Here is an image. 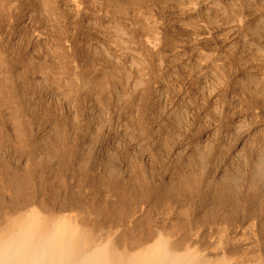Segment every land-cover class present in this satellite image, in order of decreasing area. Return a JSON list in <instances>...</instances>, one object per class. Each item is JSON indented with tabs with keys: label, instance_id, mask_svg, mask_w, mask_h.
I'll return each mask as SVG.
<instances>
[{
	"label": "rangeland",
	"instance_id": "obj_1",
	"mask_svg": "<svg viewBox=\"0 0 264 264\" xmlns=\"http://www.w3.org/2000/svg\"><path fill=\"white\" fill-rule=\"evenodd\" d=\"M0 1H1V3H0V53H1L0 56H3L0 58V60H1L0 61V64H1L0 65V71H1L0 72V207H1L0 212L3 214V209H5L4 212H5V214H8L7 217L8 216L11 217V214H13V212L16 214H18L19 210H21L20 213L23 211L26 212L29 209L34 208L36 206L37 208L36 207L35 208L40 210V212L44 215L57 216V215H59L60 212H64V211H60L61 210L60 207L64 208L65 203L68 202L66 204L68 209L65 212L66 213L70 212L69 215L71 214V216H72L73 214L82 212L83 210H84L83 213L87 212L89 210L88 213H90V215L93 218H95V219L97 218L96 221H99L100 219L103 220L102 217L104 216V213L110 212V213H108L110 215L119 214L121 212L127 211L126 209H128L129 206H133V205L135 206V204H136V206H141L142 204L143 205L145 204L144 206L146 207L147 203H141V205H140V202H139L140 198L144 194L147 195V194L151 193V194H153L152 197L162 195V197L171 198L172 201L175 202L180 209H182V212L185 214V215L184 214L183 215L185 217H189L193 220L194 219H201L203 221L202 223H204V227H203L204 230H202V231H204V234H203L204 237L202 236L201 243H200L201 244L200 247L202 249L208 247L213 240V239H211V238H213L212 236L216 235V234L211 235L210 233H208L207 229H208L209 223H212V221L215 220L218 223H222V226H221L222 228H224V226H225L226 233L228 232L227 236L229 237V240H228L229 242L225 243L224 245H218V247H220L223 250H221V249L216 250L217 252H219L221 250L219 252L221 254V257H219L220 254L218 256H216L217 262L222 263V262H225L224 260L227 259L226 263H228V264H239V260L240 261L242 260V262H240V264L241 263L246 264L245 261H247L248 264H252L249 260L253 259V261H255L254 264L257 263L256 262L257 260L260 261V262H258L259 264H263V262H264V248H263L264 247V172H263L264 171V72H263L264 71V62H263L264 61V59H263L264 58V55H263L264 54V43L263 44H261V43L264 42V40L261 38L260 34H258V32L255 30L257 29V27H256L257 25H258V27H260L259 25H261V27L263 25V27L261 29H264V20H263V18H264L263 17L264 16V9H263L264 8V0H244L246 2H244L243 0H238V1L237 0H230V2H229V0L228 1L227 0H222V1H220V0H214V1L209 0V2H212V4L215 2L214 5L210 7V10L213 12L216 9V12H213V14L211 12L213 17L208 18V19L205 17L208 15V13L205 11L206 7H208L206 5V3H205V5H203V4L201 5V11L200 12H197L196 14H194L196 16L189 15V14H185L183 16L184 13H182V11L180 9L181 3L183 4L186 2L185 4H183V5H186V4H188L189 0H184L185 2L182 0H176L177 2L175 0H169L170 3H168L167 0H155V1L154 0H152V1L146 0V2H145V0H141V1L128 0V4H127L128 6L125 5L126 9H125V7L123 8V6H121L122 9H121V7L116 8L117 11L119 10L120 14L121 13L124 14V15L122 14L123 17L116 10L110 11V13L104 12V10H103V11H101L104 14L103 15L98 10L93 11V9H91V13H83L84 15L82 14L81 16L75 17L77 15L75 13L71 12L72 10L69 9L70 7L67 4H65L66 0H61V1L60 0H54L55 2L53 0L52 1L45 0L42 3H41V1H36V0H34V1L33 0L32 1L31 0H28V1L22 0V2H21V0H0ZM6 1H7V3H6ZM10 1H12V2H10ZM15 1H16V3H15ZM92 1L93 0H83L82 2L83 3L86 2L84 4L87 6H90V5H93ZM223 1H225V2H223ZM260 1H262V3ZM18 2L24 3L25 5L20 4ZM37 2H39L40 4H38ZM144 2H145V4H144ZM226 2H229L230 5ZM207 3H208V1H207ZM218 3H220V4H218ZM232 3L237 4V6L233 5ZM14 4H15V6H13ZM18 4L20 6H18ZM58 4H59V6H58ZM129 4H131L130 7H129ZM215 4L218 5V8H217V5H215ZM226 4L230 8L227 7ZM231 4H232V6H231ZM254 4H255V8H254ZM53 5H55L57 7H55ZM144 5H146V7ZM248 5H250V6H248ZM21 6L23 9H21ZM43 6H46V7H43ZM139 6L141 7V9H139L140 8ZM259 6L261 8L263 7L262 8L263 10ZM148 7L149 8L152 7V8H150L151 12H150V9H148ZM223 7H224V9H223ZM8 8H10V9H8ZM46 8H48V9H46ZM54 8H56V9H54ZM34 9L36 12L33 11ZM67 9H68V11L66 12ZM136 9H139V11H141V10H143V11H141V13H140ZM155 9H157V10H155ZM231 9H233V10L235 9V10L233 11ZM46 10H47V13L44 12ZM40 11H41V13H40ZM69 11H70V13H69ZM128 11H129V13H128ZM144 11L146 13H144ZM202 11H205V13L204 12L202 13ZM239 11H241V12H239ZM15 12H17V13H15ZM147 12L154 14L158 19L160 18L159 20H161V22H162L161 26L163 27L161 29V33H160L161 35L159 34V43H158L159 45L157 44L153 49L151 47H149V45H147V43H146V39L148 37H153L152 36L153 34H151L150 31H147L146 29H144V23L143 22H144L146 16H144L143 14L148 16V14H150V13H147ZM166 12H167V14H166ZM179 12H180V14H179ZM218 12L219 13L221 12V13L219 14ZM233 12L235 14L238 13L240 15H237V14L235 15ZM247 12H248V14H247ZM28 13L33 18H31L28 15ZM125 13H126V17H125ZM230 13H231V17H230ZM41 14H44L46 16L41 15ZM211 14H210V16H212ZM227 14H228V16H227ZM261 14H262V16H260ZM34 15H35V17H34ZM66 15H67V17H66ZM99 15H101V16H99ZM221 15L223 16V19L225 21H228V22H229V20L230 21L232 20V21L229 22V24H228V22H225L223 19H221L222 18ZM245 15H246V17H245ZM186 16H188L190 18L192 16V19L188 20V17H186ZM216 16H218V17H216ZM239 16H240V18H239ZM193 17H195V18H193ZM214 17L216 20L213 19L214 21H212V18H214ZM247 17H250V19ZM258 17H260V18L263 17V18L259 19V21H258ZM82 18H83V20H82ZM203 18H204V21L206 19L205 22L203 21ZM218 18H219V20L221 19V21H219ZM112 19H114V20H112ZM125 19H129L130 23L128 20H125ZM172 19H174V21ZM217 20H218V22H217ZM81 21L83 24L81 23ZM95 21H97V22H95ZM99 21H101L103 23V25H101L102 23ZM107 21H109V22H107ZM115 21H117V22H115ZM118 21H120V22H118ZM195 21H196V23H195ZM210 21H211V23H210ZM254 21L257 23L255 24ZM46 22H48V23H46ZM180 22H182V23H180ZM191 22H194L195 24L194 23L192 24ZM214 22H217V23H214ZM80 23L83 26H81ZM124 23H126V24H124ZM175 23H177V24H175ZM185 23L188 25L186 26ZM198 23H200V24H198ZM208 23H209V25H208ZM106 24H108V25H106ZM165 24H167V25L165 26ZM179 24H181V25H179ZM183 24H185V26ZM243 24L245 26L247 24V27H245ZM248 24H249L250 28L252 27L253 29L251 28L249 30ZM120 25L121 26L124 25V26L121 27ZM190 25L193 28L190 27ZM206 25H208V26H206ZM221 25H224V26L227 25V26H225V28H224V26H221ZM240 25H242V26H240ZM45 26H46V30H45ZM79 26H80V28H79ZM115 26H117V27H115ZM118 26H120V27H118ZM114 27H115V31H113ZM125 27H126V29H125ZM134 27L136 28V30ZM211 27H214L215 29L214 28L211 29ZM40 28L42 31L39 30ZM118 28H119V30H118ZM170 28H171V30H170ZM216 28H219V29H216ZM102 29H104V30H102ZM106 29H110V31L109 30L107 31ZM182 29H184V34H183ZM190 29H192V30H190ZM200 29L201 30L202 29L212 30V31L209 30L211 32V36L207 37L206 38L207 40L204 39L205 41L202 40L200 42L199 40H197L195 38V36H192L193 33H196ZM225 29H226V31H225ZM231 29L234 31H232ZM25 30H26V32H25ZM100 31H102V33H100ZM125 31H129V32L127 33ZM21 32H22V34H21ZM49 32H51V33H49ZM88 32L90 33V35ZM93 32H95V34ZM147 32L148 33L150 32V33L148 34ZM170 32H172L171 33L172 35L169 34ZM228 32H229V34H228ZM250 32H253L254 34H251ZM118 33H119V35H118ZM122 33L126 34V37H125V35L123 36ZM138 33H140V34H138ZM213 33H216V34H213ZM224 33H227V34H224ZM245 33H247V34H245ZM37 34L40 36H38ZM44 34H46V36ZM101 34H102V36H100ZM106 34L109 37H107ZM231 34H232V36H230ZM48 35H49V37H47ZM93 35H94V37H93ZM103 35H105V36H103ZM138 35H139V37H138ZM225 35H227V36H225ZM240 35H242V36H240ZM244 35H246V36H244ZM127 36H129V37L127 38ZM237 36L241 37V38H238ZM243 36L245 38H243ZM258 36H260L259 39L257 38ZM36 37H38V39H36ZM100 37H102V38H100ZM103 37H105V38H103ZM110 37H112V39H114V41L111 40ZM171 37H172V39H170ZM226 37H228V39ZM94 38H95V40H94ZM119 38H120V40H119ZM136 38H137V40H136ZM160 38H162V39H160ZM187 38H188V40H186ZM225 38H226V40H225ZM44 39L46 40V42ZM122 39H123V41H122ZM234 39H236L237 41ZM220 40H221V42H220ZM249 40H250V42H249ZM88 41H90L91 43ZM252 41H253L254 45L251 43ZM49 42H50V44H49ZM124 42H125V44H124ZM177 42H179V44ZM180 42L181 43L184 42L183 43L184 45L180 44ZM186 42H187V44H186ZM206 42H207V44H205ZM128 43H130V44H128ZM160 43H163V45ZM256 43L259 44V46H261L262 48H260ZM85 44H86V46H85ZM103 44L104 45L106 44L105 47H103L104 46ZM164 44H165V46H164ZM89 45H90V47H89ZM96 45H98L99 48ZM181 45H183L184 47ZM194 45H195V47H194ZM46 46H47V48H46ZM112 46H114V48ZM139 46H141V47L139 48ZM188 46H191V47H189L190 49L188 48ZM229 46L230 47L232 46V47L230 48ZM253 46H256V47H253ZM124 47H126V49ZM178 47L181 50L178 49ZM200 47H201V49H200ZM205 47H208V49ZM217 47H219V49L222 52H220V50L217 49ZM246 47L248 50L246 49ZM102 48H103V52H105V54L103 55V57L105 56L104 58L101 57L103 54V53H101ZM40 49L43 53L40 52ZM44 49L46 50V52ZM51 49H52V51H51ZM53 49L54 50L57 49V50L54 51ZM131 49H132V51H131ZM185 49L187 50L186 52H185ZM204 49H206L207 51L206 50H205V52L202 51ZM249 49H251V50H249ZM254 49H256V50H254ZM260 49L261 50L263 49V50L260 52L257 51ZM60 50H61V52H60ZM107 50L109 51L108 54L110 53L109 56L107 54ZM116 50H117V52H116ZM214 50L216 51V53ZM53 51L54 52L57 51V52L54 53ZM138 51H140L139 53L141 55L138 53ZM158 51H160V52H158ZM200 51H202V52H200ZM209 51H211V53H209ZM212 51H213V54H212ZM253 51H255L257 54ZM83 52H84V55H86V56L83 55ZM132 52H134V53L132 54ZM161 52H163V53L165 52L164 53L165 55ZM169 52H170V54H167ZM181 52H183L184 54L186 53V55H184ZM245 52H247V54ZM30 53H32V55ZM37 53L39 56L37 55ZM47 53H49V55ZM58 53H60V54L58 55ZM86 53L89 55L87 56ZM95 53H98L100 56L98 54L96 56ZM250 53L251 54L254 53V54H252V56L254 57V55H255V58H253ZM258 53H260V54L263 53V54L260 55ZM56 54L58 56H56ZM120 54H121V56H120ZM137 54H138V56H137ZM142 54H144V55H142ZM157 54H159V55L157 56ZM200 54L204 55V56H201ZM124 55H125V57L123 58ZM205 55H207V56H205ZM210 55H212L214 57H212ZM219 55H221V56H219ZM26 56H27V58H26ZM29 56H31V57H29ZM41 56H43V57H41ZM46 56H47V58H46ZM50 56H52V57L54 56L53 59H54V63L57 61L56 64L53 63V60L50 59ZM94 56H95V59L98 57L97 61L94 59ZM107 56H108V58H107ZM159 56H161V59H159L160 58ZM208 56H210L211 58ZM215 56H216V58H215ZM257 56H259L260 59H256ZM36 57H37V59H35ZM48 57H49V59H48ZM91 57H93V58L90 60L89 58H91ZM99 57H101V59ZM126 57H127V59H126ZM135 57H136V59H135ZM137 57L140 59H138ZM203 57L204 58L207 57L206 59L208 61L206 59H204ZM240 57H241V59H240ZM28 58L29 59L32 58L35 61L33 60L34 61L33 62L31 59L27 62ZM55 58H56V60H55ZM105 58H106V61H105ZM130 58L133 60H130ZM3 59L5 61H3ZM200 59H202L203 62H201ZM249 59H251V60H249ZM262 59H263V61H262ZM24 60H26V61H24ZM40 60L41 61L43 60L42 61L43 63ZM44 60H46V63L48 62L49 64L44 63L45 62ZM92 60L94 61L93 63H92ZM121 60H123V61H121ZM162 60H163V63H162ZM2 61L5 63L3 64ZM21 61H22V63H21ZM30 61H32L31 66H30ZM37 61H39V62H37ZM164 61H165V63H164ZM87 62H91V63L87 64ZM120 62H122V63H120ZM142 62H144V63H142ZM25 63L27 65L26 66L27 68L31 67L30 71H28L29 68L27 69L28 72L24 70L25 67L21 68V67L25 66ZM27 63H29V66ZM57 63L58 64L60 63L59 64L60 67L57 65ZM113 63H114V66L112 65ZM117 63H119V64L116 65ZM125 63H128V64H125ZM130 63L132 64V66ZM133 63L135 65L134 67H133ZM138 63H139V65H138ZM157 63H158V65H157ZM20 64H22V65H20ZM52 64H53V66L55 65V67H53ZM93 64L95 66H92ZM108 64L111 65L112 69H114V70H112V69L110 70L111 67ZM47 65L49 66V68ZM56 65H57V68H56ZM125 65H126V67H125ZM162 65H163V67H162ZM5 66H7V68ZM39 66L42 67L43 69L37 68ZM50 66H51V68H50ZM105 66H106V68H104ZM116 66L118 69L116 68ZM130 66L132 69L129 68ZM174 66H175V68H174ZM58 67H59V69H58ZM124 67H125V69H124ZM160 67H161V69H160ZM34 68L35 69L37 68V69L34 70ZM46 68H48V69L46 70ZM54 68H56L55 69L56 71L52 72L54 70ZM85 68H86V70H84ZM32 69H33V72H31ZM98 69H99V71L103 70L102 73H99ZM105 69H108L110 71H106ZM115 69L117 71H119L121 69L118 72L119 74L115 73L116 72ZM48 70H49V72H48ZM78 70L80 71V73L78 72ZM23 71H25L27 73H25ZM37 71L42 73V74L45 73V71H47L48 72L47 74H50V76L48 75V78H47L46 74H43L41 76V74L38 73ZM96 71L100 75L94 76V74L97 75ZM111 71L113 73H111ZM129 71H131L132 73ZM205 71H207V72H205ZM20 72H21V75H20ZM63 72H65V73H63ZM23 73H25V76H23L24 75ZM33 73H34V75H33ZM73 73L75 75H77L79 77V79L77 76H74ZM82 73L83 74L86 73L85 76ZM110 73L112 75L113 74L114 75L112 76V75H110ZM122 73L123 74L126 73L127 75L126 74L123 75ZM103 74H105V75H103ZM44 75L46 77H43ZM51 75L53 77L57 75L56 77L53 78V81L51 79L52 78ZM101 75L103 78L101 77ZM211 75H214V76H211ZM20 76H22V77H20ZM34 76H35V78L38 77L37 79H39V81H37V80L35 81ZM39 76L41 79L39 78ZM91 76L94 78H91ZM104 76H105V78H104ZM109 76L110 77L112 76L111 80L113 79L112 80L113 82L110 80V78H108ZM125 76H128V77H125ZM42 77L46 78L47 80L45 79L46 80L45 81L43 79L44 80L43 81ZM74 77H76V78H74ZM81 77H84L83 80H85L84 82L87 84V86L82 81ZM96 77L100 78V79H97ZM106 77L108 78V80ZM119 77H120V79H119ZM124 77H125V79L122 80V78H124ZM32 78H33V80H32ZM55 78H56V80H54ZM57 78H59L58 83L56 82ZM60 78H61V81L63 82V84L61 83ZM90 78L94 79V81H96L95 78L97 79L96 82H94L92 80V82L94 83V87L92 86L93 83L90 82L91 81ZM49 79H51L49 84H51L52 87H51V85H47L49 82ZM87 79H89L90 81L86 82ZM101 79L102 80L106 79L108 82H106V80L101 82L100 81ZM115 79H116V81H115ZM255 79H257V80L254 82ZM28 80H30V81L27 83ZM66 80H67V82H66ZM77 80H79L78 81L79 86H77V84H78V83H76ZM118 80H120V81L118 82ZM32 81H35L36 83L38 82L37 83L38 86L35 82H33V84H32ZM81 81L83 84L80 83ZM98 81H100V82H98ZM257 81H258V83L261 82V84L260 83L256 84ZM42 82L43 83L47 82L46 84L44 83L46 87L44 86V84ZM53 82H55V83H53ZM64 82H65V85H64ZM68 82H70V83L68 84ZM103 82H105V83H103ZM90 83H92V84L90 85ZM95 83H97L96 84L97 87H95L96 86ZM113 83L115 84L114 86L111 85ZM39 84H41V86H44V89L42 88L43 89L42 91L40 89ZM53 84H55V85L53 86ZM56 84H59V85L57 86ZM84 84H85V86H84ZM100 84H103V85H100ZM32 85H35L34 86L35 89ZM67 85H69V87ZM104 85H107V86L109 85V86L105 87ZM121 85H122V87H120ZM72 86H73V88H71ZM98 86H100V89ZM110 86H112L113 88ZM50 87L53 88V90ZM80 87H82L84 89H80ZM88 87H90V88H88ZM91 87H92V89H91ZM104 87L107 89L105 90ZM36 88H38V89H36ZM45 88L46 89L48 88L49 90L51 89L52 91H48V89L46 91ZM59 89H62V90H59ZM67 89H70L71 91L67 90ZM88 89H89V91H88ZM119 89H121L122 91H119ZM65 90L67 91V93ZM79 90H80V92H79ZM98 90H99V93L97 94ZM38 91L39 92L41 91V92L39 93ZM86 91H87V93H86ZM112 91H114V92H112ZM48 92H50V93L46 94ZM74 92H75V94H73ZM104 92H105V94H104ZM93 93H95V94H93ZM54 104H56V105H54ZM91 127H93V129ZM90 153H91V155H90ZM106 153H108V154L106 155ZM87 154H88V156H87ZM94 154H96V155H94ZM73 155H74V157H73ZM63 156H64V158H63ZM81 156H83V157H81ZM89 156H91V157L88 158ZM69 157H70V159H69ZM120 157L123 159L121 160ZM97 158H98V161H97ZM104 158H106L107 160ZM111 159H113L112 161L114 163L113 162L111 163ZM138 159H139V161H138ZM141 159L145 160L146 162L143 160L141 161ZM71 160H73V161H71ZM81 160H83V161H81ZM93 160H95V161H93ZM109 160H110V162L108 163ZM77 161H80V162H77ZM61 162H64V163H61ZM117 163H118V165H117ZM133 163L135 164L134 166H133ZM39 164H41V165H39ZM63 164H66V165L64 166ZM110 164L113 167H110ZM38 165H39V168H38ZM45 165H46V167H45ZM24 166H25V169H24ZM40 166H42V167H40ZM71 166H73V167H71ZM118 166H120V167H118ZM135 166L137 167V170H136ZM92 167H93V169H92ZM40 168H41V170H40ZM59 168H61V169H59ZM83 168H85V169L83 170ZM44 169H46V170L42 171ZM132 169L135 171H133ZM151 169H152L153 173H152V171H150ZM73 170H74L75 174L73 173ZM93 170H96V171H93ZM26 171H27V173H26ZM28 171L30 174H28ZM77 171H79L80 173ZM121 171L122 172L124 171V173H122ZM125 171H129V174H128V172H125ZM23 172H25V174ZM81 172H83L82 176L80 175ZM93 172H95V173H93ZM155 172L158 174V176ZM100 173H102V175H104V177ZM98 174H100V175H98ZM117 174H119V175H117ZM134 174H137V175H134ZM17 176H18V178H17ZM43 176H45V177H43ZM57 176H59V177H57ZM60 176H62V177H60ZM74 176H76V177H74ZM105 176H107L109 178L107 179V177H105ZM177 176H178V178H176ZM82 177H84V178L82 179ZM114 177H116V178H114ZM117 177H119V178H117ZM131 177H132V179H131ZM133 177H134V179H133ZM135 177H136V179H135ZM151 177H152V180H151ZM179 177H180L181 183L179 181ZM21 178L23 179V181H21L22 180ZM41 178L44 180H42ZM56 178L57 179L59 178V179L57 180ZM104 178H106V179H104ZM153 178H154V182H153ZM24 179H26V183H25ZM32 179L34 181H30ZM127 179L130 181H128ZM146 179L149 181H147L145 183L146 184V186H145L144 182L146 181ZM48 180H50V183ZM71 180H72V182H71ZM114 180H115V182H114ZM132 180H137V181H132ZM171 180H172L173 184L171 183ZM45 181H46V183H45ZM56 181L58 183H56ZM60 181H62V182H60ZM80 181H81V183H80ZM107 181L108 182L110 181L111 183L109 182L110 183L109 184ZM164 181H165V183H164ZM42 182H44V183H42ZM59 182L62 186L59 184ZM66 182H68V183H66ZM160 182H162V183H160ZM74 183H76V185ZM100 183H104V184L99 185ZM136 183H137V185H136ZM142 183H143V187H142ZM18 184H19V186H18ZM43 184H45V185H43ZM81 184H82V186H81ZM155 184H156V186H155ZM164 184H165V186H164ZM215 184H216V186H215ZM221 184H223V185H221ZM33 185H35V186H33ZM49 185H50V187H48ZM77 185L78 186L80 185V186L78 187ZM86 185H87V187L85 188L84 186H86ZM102 185H103V187H102ZM147 185H150L151 187H153V190H152L153 192L151 190L147 189L148 188ZM183 185H185V186H183ZM237 185H240V186H237ZM104 186H106V187H104ZM161 186H163V187H161ZM171 186H172V188H171ZM22 187H24V188H22ZM58 187H60V188H58ZM107 187L109 190L107 189ZM112 187H114L113 190H112ZM188 187H189V189H188ZM203 187L205 188L204 190H203ZM223 187L225 190L223 189ZM46 188L48 189V192L45 191ZM56 188H58V189H56ZM65 188H67V189H65ZM69 188H70V190H69ZM182 188L185 189L184 192L182 191L183 190ZM238 188H239V190H238ZM24 189H26V190H24ZM63 189H65V190H63ZM199 189H201V190H199ZM206 189H207V192H206ZM98 190H100V191H98ZM134 190H135V192H134ZM220 190H221V192H220ZM54 191H57V192H54ZM84 191H85V193H84ZM128 191H131V192L128 193ZM138 191H140V192H138ZM18 192H20V194H21L20 196L17 195ZM37 192H39V193H37ZM50 192H51V194H50ZM81 192H82V194H81ZM91 193H92V195H91ZM96 193H97V195H96ZM140 193L141 194L144 193V194L141 195ZM189 193H191V195ZM13 194H14V196H13ZM78 194L82 197H80ZM126 194L128 196H125ZM205 194H206V196H205ZM30 195L34 196L33 201H32V197ZM116 195H118V196H116ZM174 195H175V197H174ZM11 196H13V197H11ZM16 196H18V197L16 198ZM53 196H55V197H53ZM213 196H214V199H213ZM227 196L229 197V199L227 198ZM14 197L16 199H14ZM29 197H31V198H29ZM90 197L92 199H90ZM95 197L98 199H96ZM133 197H136V201H135V198H133ZM191 197H192V199H191ZM45 198H47V199H45ZM131 198L133 199V201ZM179 198H180V200H179ZM236 198H237V200H236ZM74 199L76 202H74ZM87 199L89 200V202H87L88 201ZM138 199H139V201H138ZM198 199H199V202H198ZM221 199H222V201H221ZM59 200L60 201L63 200V201H61L63 203L59 202ZM213 200H214V207H213ZM118 201H119V204H118ZM21 202H23V203H21ZM151 202L152 203L150 205L148 204L149 210H150V213H153L155 215V211L157 210V207L155 206L154 201H151ZM187 202H189V204H187ZM216 202H217V204H216ZM31 203L33 205H31ZM89 203H90V205H89ZM121 203H123V204H121ZM133 203H135V204H133ZM225 203H227V204H225ZM3 204L5 207L2 206ZM15 204L18 206H16ZM82 204L84 205V207L82 206ZM108 204H109V206H107ZM112 204L115 205V207H113ZM121 205H124V206L121 207ZM183 205L185 206V208L183 207ZM232 205H234V206L232 207ZM237 205H238V207H237ZM26 206H28V209ZM150 206L152 207V210H151ZM190 206H191V208H190ZM25 207H26V209H25ZM48 207H49V209H48ZM57 207H59V208H57ZM72 207L77 212H75L72 209ZM100 207L101 208L103 207L104 209L103 208L101 209ZM123 207H124V209H123ZM186 207H187V210H186ZM6 208H7V210H6ZM13 208H15V209H13ZM69 208H71V209H69ZM105 208H106V210H105ZM189 208H190V210H189ZM232 209H233V212L231 211ZM184 210L187 211L188 213L187 212L185 213ZM192 210H193V212H192ZM55 212L57 214H55ZM93 212H94V214H93ZM202 212H204V213H202ZM1 213H0V218L1 217L2 218L0 219V222H2L6 217V216H4V214L2 215ZM98 213H99V215H98ZM225 213H227V214H225ZM228 214H229V216H228ZM195 215H198V216H195ZM200 215H202V216H200ZM184 216L182 217V218H184L183 223L185 221ZM205 220L208 222V224H207V222L205 223ZM105 224H108V223H105ZM227 225H229L228 229L226 227ZM236 225L238 226V229L236 228L237 227ZM229 227H230V229H229ZM240 227H243V229H240ZM240 230H241V232H239ZM234 231H235V233H233ZM95 232L97 235L102 234V236L104 238L108 235L107 234L108 228L107 227H97V231L95 230ZM258 232L260 235L258 234ZM234 237H235V240L238 242H235ZM203 238H204V240H206V242L203 240ZM245 239H246V241H245ZM230 241H233V243ZM248 242H250V243H248ZM246 243H248V244H246ZM260 243H262V244H260ZM233 244L235 245V247ZM237 245L239 248H236ZM245 246H246V248H245ZM253 247H254V249H253ZM229 248H230V250H229ZM233 248L234 249L236 248V250H234ZM247 248H248V250H247ZM225 249L229 250V251L226 252ZM241 249H242V251H240ZM256 251H257V254L255 253ZM235 252H237V253L234 254ZM238 252H239V254H238ZM252 252H254L255 254H253ZM246 253H248V254L246 255ZM258 253L260 255V259H259ZM240 255H242V256H240ZM251 255H252V257H251ZM231 256H233V257H231ZM246 256H248V257H246ZM223 257H225V258H223ZM255 257H258V258H255ZM221 258H223V259H221ZM232 258H233V260H232ZM246 259H248V260H246ZM255 259H257V260H255ZM228 260H230V261H228ZM236 260H237V263H235Z\"/></svg>",
	"mask_w": 264,
	"mask_h": 264
},
{
	"label": "bare ground",
	"instance_id": "obj_2",
	"mask_svg": "<svg viewBox=\"0 0 264 264\" xmlns=\"http://www.w3.org/2000/svg\"><path fill=\"white\" fill-rule=\"evenodd\" d=\"M28 1V0H27ZM26 1V2H27ZM32 1V0H31ZM30 1V2H31ZM34 1V0H33ZM36 1H41V3L43 2V1H45V0H36ZM50 1H52V0H50ZM54 1V0H53ZM61 1V0H60ZM83 1V0H82ZM81 0H66V3L65 4H67L70 8L69 9H71L70 11L71 12H73V13H75L77 16H75V17H78V16H81L83 13H91V9H93V11L94 10H98L99 12H101V11H103L104 10V12H109L110 13V11H113V10H116V8H119V7H121V6H123V8L125 7V5H127L128 4V0H93L92 2H93V5H90V6H87V5H85L84 3H86V2H82ZM138 1H141V0H138ZM150 1H152V0H150ZM149 1V2H150ZM155 1V0H154ZM168 1V3H170L169 2V0H167ZM176 1V0H175ZM182 1H184V0H182ZM181 1V2H182ZM207 1H208V3H207ZM214 1V0H213ZM220 1H222V0H220ZM228 1V0H227ZM238 1V0H237ZM236 1V2H237ZM244 1V0H243ZM10 2H12V1H10ZM21 2H22V0H21ZM55 2V1H54ZM90 2V1H89ZM145 2H146V0H145ZM145 2H144V4H145ZM162 2V1H161ZM172 2V1H171ZM174 2V1H173ZM177 2V1H176ZM179 2V1H178ZM185 2V1H184ZM218 2V1H217ZM223 2H225V1H223ZM229 2H230V0H229ZM229 2H226V3H228L229 4ZM234 2V1H233ZM235 2V3H236ZM244 2H246V1H244ZM248 2V1H247ZM261 3H262V1H260ZM0 3H1V1H0ZM3 3V2H2ZM6 3H7V1H6ZM15 3H16V1H15ZM18 3H20V2H18ZM38 4H40L39 2H37ZM45 3V2H44ZM48 3V2H47ZM58 3V2H57ZM167 3V2H166ZM186 3V2H185ZM185 3H183V4H185ZM205 3H206V5L208 6V7H206V9H205V11L208 13V17L207 16H205L207 19L208 18H211V17H213V12H216V9H215V11H211L210 10V7L211 6H213L214 5V3L212 4V2H209V0H189V2H188V4H186V5H183L182 3H181V6H180V9H181V11H182V13H184L183 14V16L185 15V14H189V15H194V14H196L197 12H200L201 11V5L203 4V5H205ZM233 4V5H235V6H237V4ZM242 3V2H241ZM259 3V2H258ZM260 3V4H261ZM9 4V3H8ZM7 4V5H8ZM20 4H24V3H20ZM30 4V3H29ZM49 4V3H48ZM61 4V3H60ZM158 4V3H157ZM164 4V3H163ZM218 4H220V3H218ZM224 4V3H223ZM232 4H231V6H232ZM249 4V3H248ZM25 5V4H24ZM31 5V4H30ZM29 5V6H30ZM36 5V4H35ZM47 5V4H46ZM51 5V4H50ZM64 5V4H63ZM130 5L131 4H129V7H130ZM133 5V4H132ZM147 5V4H146ZM146 5H144L145 7H146ZM150 5V4H149ZM160 5V4H159ZM166 5V4H165ZM180 5V4H179ZM215 5H217V4H215ZM222 5V4H221ZM230 5V4H229ZM239 5V4H238ZM258 5V4H257ZM13 6H15V4L13 5ZM18 6H20L19 4H18ZM27 6V5H26ZM25 6V7H26ZM38 6V5H37ZM49 6V5H48ZM53 6H55V5H53ZM58 6H59V4H58ZM128 6V5H127ZM143 6V7H144ZM168 6V5H167ZM220 6V5H219ZM225 6V5H224ZM226 6H227V4H226ZM248 6H250V5H248ZM262 6V5H261ZM3 7V6H2ZM7 7V6H6ZM5 7V8H6ZM24 7V6H23ZM28 7V6H27ZM31 7V6H30ZM29 7V8H30ZM34 7V6H33ZM40 7V6H39ZM43 7H46V6H43ZM55 7H57V6H55ZM63 7V6H62ZM66 7V6H65ZM134 7V6H133ZM137 7V6H136ZM140 7V6H139ZM153 7V6H152ZM152 7H150V8H152ZM155 7V6H154ZM157 7V6H156ZM161 7V6H160ZM170 7V6H169ZM175 7V6H174ZM227 7H229V6H227ZM234 7V6H233ZM243 7V6H242ZM258 7V6H257ZM260 7V6H259ZM13 8V7H12ZM15 8V7H14ZM50 8V7H49ZM53 8V7H52ZM128 8V7H127ZM149 7H148V9H150ZM173 8V7H172ZM178 8V7H177ZM217 8H218V5H217ZM226 8V7H225ZM230 8V7H229ZM239 8V7H238ZM254 8H255V4H254ZM261 8V7H260ZM263 8V7H262ZM261 8V9H262ZM8 9H10V8H8ZM21 9H23L22 8V6H21ZM28 9V8H27ZM46 9H48V8H46ZM54 9H56V8H54ZM61 9V8H60ZM121 9H122V7H121ZM125 9H126V7H125ZM124 9V10H125ZM129 9V8H128ZM139 9H141V7L139 8ZM139 9H136V10H138L139 11ZM144 9V8H143ZM158 9V8H157ZM157 9H155V10H157ZM169 9V8H168ZM223 9H224V7H223ZM241 9V8H240ZM244 9V8H243ZM247 9V8H246ZM245 9V10H246ZM258 9V8H257ZM256 9V10H257ZM264 9V8H263ZM262 9V10H263ZM2 10V9H1ZM13 10V9H12ZM19 10V9H18ZM17 10V11H18ZM31 10V9H30ZM40 10V9H39ZM52 10V9H51ZM59 10V9H58ZM57 10V11H58ZM64 10V9H63ZM62 10V11H63ZM145 10V9H144ZM147 10V9H146ZM175 10V9H174ZM179 10V9H178ZM177 10V11H178ZM226 10V9H225ZM231 10H233V9H231ZM235 10V9H234ZM233 10V11H234ZM23 11V10H22ZM34 12H36L35 11V9L33 10ZM68 11V9L66 10V12ZM70 11H69V13H70ZM92 11V12H93ZM117 11V10H116ZM135 11V10H134ZM141 11H143V10H141ZM141 11H139L140 13H141ZM160 11V10H159ZM165 11V10H164ZM168 11V10H167ZM180 11V12H181ZM205 11H202V13L204 12L205 13ZM220 11V10H219ZM29 12V11H28ZM38 12V11H37ZM44 12H46L47 13V10L46 11H44ZM64 12V11H63ZM118 13H119V10L117 11ZM126 12V11H125ZM150 12H151V9H150ZM150 12H147V13H150ZM153 12V11H152ZM155 12V11H154ZM180 12H179V14H180ZM211 12H212V14H211ZM226 12V11H225ZM229 12V11H228ZM239 12H241V11H239ZM15 13H17V12H15ZM39 13V12H38ZM40 13H41V11H40ZM43 13V12H42ZM45 13V14H46ZM65 13V12H64ZM95 13V12H94ZM98 13V12H97ZM96 13V14H97ZM102 13V12H101ZM113 13V12H112ZM128 13H129V11H128ZM131 13V12H130ZM143 13V12H142ZM144 13H146L145 11H144ZM156 13V12H155ZM158 13V12H157ZM161 13V12H160ZM170 13V12H169ZM177 13V12H176ZM219 13V12H218ZM221 13V12H220ZM219 13V14H220ZM234 13V12H233ZM260 13V12H259ZM263 13V12H262ZM21 14V13H20ZM31 14V13H30ZM35 14V13H34ZM103 14V13H102ZM108 14V13H107ZM120 14V13H119ZM123 13H121L120 15H122ZM133 14V13H132ZM163 14V13H162ZM166 14H167V12H166ZM210 14L212 15V16H210ZM225 14V13H224ZM235 14V13H234ZM237 15H240V14H238V13H236ZM235 14V15H236ZM242 14V13H241ZM245 14V13H244ZM247 14H248V12H247ZM246 14V15H247ZM24 15V14H23ZM28 15H29V13H28ZM41 15H44V14H41ZM40 15V16H41ZM84 15V14H83ZM86 15V14H85ZM93 15V14H92ZM104 15V14H103ZM124 15V14H123ZM123 15H122V17H123ZM130 15V14H129ZM144 16H146V18H145V20H144V29H146L147 31H150L151 32V34H153L152 36L153 37H148L147 39H146V43H147V45H149V47H151L152 49L159 43V34L161 33V29L163 28L162 26H161V20H159L154 14H148V16L147 15H145V14H143ZM161 15V14H160ZM172 15V14H171ZM200 15V14H199ZM205 15V14H204ZM217 15V14H216ZM246 15H245V17H246ZM250 15V14H249ZM253 15V14H252ZM21 16V15H20ZM31 18H33L31 15H29ZM28 16V17H29ZM39 16V15H38ZM44 16H46V15H44ZM99 16H101V15H99ZM107 16V15H106ZM109 16V15H108ZM114 16V15H113ZM136 16V15H135ZM142 16V15H141ZM159 16V15H158ZM168 16V15H167ZM170 16V15H169ZM180 16V15H179ZM194 16H196V15H194ZM222 16V15H221ZM227 16H228V14H227ZM248 16V15H247ZM256 16V15H255ZM259 16V15H258ZM260 16H262V14L260 15ZM34 17H35V15H34ZM48 17V16H47ZM63 17V16H62ZM66 17H67V15H66ZM69 17V16H68ZM74 17V18H75ZM89 17V16H88ZM103 17V16H102ZM105 17V16H104ZM125 17H126V13H125ZM129 17V16H128ZM138 17V16H137ZM143 17V16H142ZM164 17V16H163ZM186 17H188V16H186ZM198 17V16H197ZM216 17H218V16H216ZM230 17H231V13H230ZM235 17V16H234ZM264 17V16H263ZM263 17H261V18H263ZM38 18V17H37ZM41 18V17H40ZM46 18V17H45ZM71 18V17H70ZM84 18V17H83ZM83 18H82V20H83ZM98 18V17H97ZM112 18V17H111ZM110 18V19H111ZM115 18V17H114ZM144 18V17H143ZM182 18V17H181ZM193 18H195V17H193ZM233 18V17H232ZM239 18H240V16H239ZM244 18V17H243ZM247 18H249L250 19V17H247ZM254 18V17H253ZM260 17H258V21H259V19H261ZM27 19V18H26ZM36 19V18H35ZM79 19V18H78ZM95 19V18H94ZM93 19V20H94ZM100 19V18H99ZM102 19V18H101ZM106 19V18H105ZM109 19V18H108ZM124 19V18H123ZM136 19V18H135ZM138 19V18H137ZM141 19V18H140ZM175 19V18H174ZM174 19H172L173 21H174ZM191 20L192 19V16H191V18L190 17H188V20ZM198 19V18H197ZM202 19V18H201ZM200 19V20H201ZM213 19H215V17L214 18H212V21H214ZM221 19H223V16H222V18ZM221 19L219 20V18H218V20L219 21H221ZM17 20V19H16ZM28 20V19H27ZM32 20V19H31ZM49 20V19H48ZM74 20V19H73ZM92 20V19H91ZM112 20H114V19H112ZM118 20V19H117ZM125 20H128L129 21V19H125ZM171 20V19H170ZM182 20V19H181ZM216 20V19H215ZM218 20H217V22H218ZM224 20V19H223ZM263 20H264V18H263ZM39 21V20H38ZM37 21V22H38ZM87 21V20H86ZM141 21V20H140ZM165 21V20H164ZM203 21H204V18H203ZM205 21H206V19H205ZM204 21V22H205ZM225 21V20H224ZM232 21V20H231ZM230 20H229V22H231ZM34 22V21H33ZM77 22V21H76ZM79 22V21H78ZM95 22H97V21H95ZM99 22H101V21H99ZM106 22V21H105ZM104 22V23H105ZM107 22H109V21H107ZM115 22H117V21H115ZM118 22H120V21H118ZM126 22V21H125ZM167 22V21H166ZM171 22V21H170ZM187 22V21H186ZM209 22V21H208ZM217 22H214V23H217ZM225 22H228V21H225ZM229 22H228V24H229ZM246 22V21H245ZM244 22V23H245ZM248 22V21H247ZM262 22V21H261ZM32 23V22H31ZM42 23V22H41ZM46 23H48V22H46ZM81 23H82V21H81ZM80 23V24H81ZM102 23V22H101ZM129 23H130V21H129ZM134 23V22H133ZM136 23V22H135ZM174 23V22H173ZM178 23V22H177ZM177 23H175V24H177ZM180 23H182V22H180ZM190 23V22H189ZM192 24L194 23V22H191ZM195 23H196V21H195ZM194 23V24H195ZM203 23V22H202ZM210 23H211V21H210ZM213 23V22H212ZM221 23V22H220ZM243 23V22H242ZM254 23L256 24L257 22H255L254 21ZM83 24V23H82ZM81 24V26H83ZM88 24V23H87ZM92 24V23H91ZM94 24V23H93ZM97 24V23H96ZM115 24V23H114ZM124 24H126V23H124ZM132 24V23H131ZM130 24V25H131ZM140 24V23H139ZM186 24V23H185ZM185 24H183L184 26H185ZM198 24H200V23H198ZM204 24V23H203ZM227 24V25H228ZM250 24V23H249ZM249 24H248V26H249ZM37 25V24H36ZM39 25V24H38ZM85 25V24H84ZM90 25V24H89ZM101 25H103V23L101 24ZM106 25H108V24H106ZM105 25V26H106ZM167 24H165V26H166ZM179 25H181V24H179ZM188 24H186V26H187ZM208 25H209V23H208ZM208 25H206V26H208ZM212 25V24H211ZM210 25V26H211ZM227 25H225V26H227ZM238 25V24H237ZM244 25V24H243ZM254 25V24H253ZM22 26V25H21ZM87 26V25H86ZM93 26V25H92ZM121 26V25H120ZM120 26H118V27H120ZM124 26V25H123ZM123 26H121V27H123ZM136 26V25H135ZM139 26V25H138ZM194 26V25H193ZM197 26V25H196ZM200 26V25H199ZM204 26V25H203ZM221 26H224V25H221ZM225 26H224V28H225ZM235 26V25H234ZM240 26H242V25H240ZM245 26V25H244ZM260 27H258V25L256 26L257 27V29L255 30V31H257L258 32V34H260V36H261V38L264 40V29H261L262 27H263V25H262V27H261V25H259ZM25 27V26H24ZM90 27V26H89ZM107 27V26H106ZM115 27H117V26H115ZM115 27H114V29H113V31H115ZM127 27V26H126ZM126 27H125V29H126ZM172 27V26H171ZM174 27V26H173ZM190 27H192L191 25H190ZM189 27V28H190ZM219 27V26H218ZM239 27V26H238ZM245 27H247V24H246V26ZM22 28V27H21ZM42 28V27H41ZM41 28L39 29V30H41ZM79 28H80V26H79ZM88 28V27H87ZM91 28V27H90ZM101 28V27H100ZM103 28V27H102ZM110 28V27H109ZM135 28V27H134ZM141 28V27H140ZM175 28V27H174ZM193 28V27H192ZM197 28V27H196ZM207 28V27H206ZM214 27H211V29H213ZM222 28V27H221ZM229 28V27H228ZM231 28V27H230ZM234 28V27H233ZM252 28V27H251ZM250 28V26H249V30L251 29ZM95 29V28H94ZM99 29V28H98ZM122 29V28H121ZM120 29V30H121ZM165 29V28H164ZM186 29V28H185ZM205 29V28H204ZM204 29H200L199 31H197L196 33H193V35L192 36H195V38L197 39V40H199L200 42L202 41V40H207L206 38L207 37H210L211 36V32L210 31H212V30H210V29H206V30H204ZM215 29V28H214ZM216 29H219V28H216ZM245 29V28H244ZM253 29V28H252ZM45 30H46V26H45ZM44 30V31H45ZM86 30V29H85ZM88 30V29H87ZM102 30H104V29H102ZM107 31L109 30L110 31V29H106ZM118 30H119V28H118ZM124 30V29H123ZM135 30H136V28H135ZM170 30H171V28H170ZM176 30V29H175ZM183 30V34H184V29H182ZM187 30V29H186ZM190 30H192V29H190ZM196 30V29H195ZM194 30V31H195ZM210 30V31H209ZM232 30V29H231ZM240 30V29H239ZM246 30V29H245ZM38 31V30H37ZM36 31V32H37ZM42 31V30H41ZM49 31V30H48ZM98 31V30H97ZM117 31V30H116ZM143 31V30H142ZM214 31V30H213ZM220 31V30H219ZM225 31H226V29H225ZM232 31H234V30H232ZM238 31V30H237ZM248 31V30H247ZM252 31V30H251ZM25 32H26V30H25ZM52 32V31H51ZM51 32H49V33H51ZM82 32V31H81ZM90 32V31H89ZM88 32V33H89ZM96 32V31H95ZM95 32H93L94 34H95ZM99 32V31H98ZM112 32V31H111ZM118 32V31H117ZM116 32V33H117ZM125 32H129V31H125ZM124 32V33H125ZM133 32V31H132ZM136 32V31H135ZM149 32V33H150ZM164 32V31H163ZM167 32V31H166ZM177 32V31H176ZM192 32V31H191ZM222 32V31H221ZM231 32V31H230ZM240 32V31H239ZM244 32V31H243ZM46 33V32H45ZM100 33H102V31H100ZM99 33V34H100ZM109 33V32H108ZM107 33V34H108ZM124 33H122V35L124 36L125 35V37H126V34H124ZM131 33V32H130ZM148 33V32H147ZM148 33V34H149ZM165 33V32H164ZM172 32H170L169 34H171ZM174 33V32H173ZM251 34H254L253 32H250ZM21 34H22V32H21ZM98 34V33H97ZM106 34V35H107ZM138 34H140V33H138ZM144 34V33H143ZM150 34V35H151ZM168 34V35H169ZM213 34H216V33H213ZM224 34H227V33H224ZM228 34H229V32H228ZM233 34V33H232ZM232 34L230 35V36H232ZM245 34H247V33H245ZM38 35V34H37ZM45 36H46V34H44ZM88 35V34H87ZM89 35H90V33H89ZM118 35H119V33H118ZM132 35V34H131ZM161 35V34H160ZM163 35V34H162ZM172 35V34H171ZM180 35V34H179ZM220 35V34H219ZM218 35V36H219ZM222 35V34H221ZM236 35V34H235ZM238 35V34H237ZM38 36H40V35H38ZM42 36V35H41ZM100 36H102V34L100 35ZM103 36H105V35H103ZM121 36V35H120ZM141 36V35H140ZM185 36V35H184ZM225 36H227V35H225ZM240 36H242V35H240ZM244 36H246V35H244ZM243 36V38H245ZM249 36V35H248ZM251 36V35H250ZM260 36H258L257 38L259 39V37ZM19 37V36H18ZM22 37V36H21ZM47 37H49V35L47 36ZM84 37V36H83ZM87 37V36H86ZM93 37H94V35H93ZM96 37V36H95ZM107 37H109L108 35H107ZM129 36H127V38H128ZM135 37V36H134ZM138 37H139V35H138ZM168 37V36H167ZM170 37V36H169ZM187 37V36H186ZM214 37V36H213ZM238 37V36H237ZM253 37V36H252ZM27 38V37H26ZM97 38V37H96ZM100 38H102V37H100ZM103 38H105V37H103ZM111 38V40H113L114 41V39H112V37H110ZM132 38V37H131ZM181 38V37H180ZM227 39H228V37H226ZM226 38H225V40H226ZM230 38V37H229ZM232 38V37H231ZM238 38H241V37H238ZM36 39H38V37H36ZM41 39V38H40ZM85 39V38H84ZM93 39V38H92ZM91 39V40H92ZM98 39V38H97ZM109 39V38H108ZM135 39V38H134ZM160 39H162V38H160ZM170 39H172V37L170 38ZM184 39V38H183ZM219 39V38H218ZM251 39V38H250ZM255 39V38H254ZM257 39V40H258ZM45 40V39H44ZM94 40H95V38H94ZM101 40V39H100ZM99 40V41H100ZM110 40V39H109ZM110 40V41H111ZM119 40H120V38H119ZM118 40V41H119ZM125 40V39H124ZM127 40V39H126ZM133 40V39H132ZM136 40H137V38H136ZM176 40V39H175ZM174 40V41H175ZM186 40H188V38L186 39ZM191 40V39H190ZM204 40V41H205ZM214 40V39H213ZM217 40V39H216ZM224 40V39H223ZM222 40V41H223ZM224 40V41H225ZM231 40V39H230ZM234 40H236V39H234ZM233 40V41H234ZM240 40V39H239ZM245 40V39H244ZM243 40V41H244ZM256 40V41H257ZM30 41V40H29ZM43 41V40H42ZM84 41V40H83ZM102 41V40H101ZM109 41V42H110ZM122 41H123V39H122ZM129 41V40H128ZM166 41V40H165ZM164 41V42H165ZM170 41V40H169ZM185 41V40H184ZM193 41V40H192ZM203 41V42H204ZM210 41V40H209ZM228 41V40H227ZM232 41V40H231ZM237 41V40H236ZM44 42V41H43ZM42 42V43H43ZM45 42H46V40H45ZM88 42H90V41H88ZM103 42V41H102ZM108 42V43H109ZM135 42V41H134ZM139 42V41H138ZM163 42V43H164ZM194 42V41H193ZM196 42V41H195ZM198 42V41H197ZM219 42V41H218ZM220 42H221V40H220ZM239 42V41H238ZM242 42V41H241ZM245 42V41H244ZM249 42H250V40H249ZM39 43V42H38ZM91 43V42H90ZM111 43V42H110ZM109 43V44H110ZM117 43V42H116ZM133 43V42H132ZM163 43H160V44H162L163 45ZM172 43V42H171ZM176 43V42H175ZM178 44H179V42H177ZM184 43V42H183ZM183 43H181L180 42V44H183ZM190 43V42H189ZM228 43V42H227ZM248 43V42H247ZM252 44H253V41L251 42ZM255 43V42H254ZM258 43V42H257ZM256 43V44H257ZM260 43V42H259ZM264 42H262L261 44H263ZM41 44V43H40ZM49 44H50V42H49ZM107 44V43H106ZM105 44V45H106ZM115 44V43H114ZM124 44H125V42H124ZM128 44H130V43H128ZM166 44V43H165ZM165 44H164V46H165ZM169 44V43H168ZM186 44H187V42H186ZM205 44H207V42L205 43ZM214 44V43H213ZM218 44V43H217ZM223 44V43H222ZM233 44V43H232ZM231 44V45H232ZM236 44V43H235ZM240 44V43H239ZM249 44V43H248ZM20 45V44H19ZM38 45V44H37ZM44 45V44H43ZM47 45V44H46ZM88 45V44H87ZM104 45V44H103ZM105 45L103 46V47H105ZM111 45V44H110ZM113 45V44H112ZM116 45V44H115ZM135 45V44H134ZM140 45V44H139ZM159 45V44H158ZM184 45V44H183ZM183 45H181V46H183ZM189 45V44H188ZM192 45V44H191ZM203 45V44H202ZM210 45V44H209ZM208 45V46H209ZM219 45V44H218ZM217 45V46H218ZM221 45V44H220ZM250 45V44H249ZM254 45V44H253ZM258 46H259V44H257ZM29 46V45H28ZM48 46V45H47ZM47 46H46V48H47ZM85 46H86V44H85ZM97 47H98V45H96ZM117 46V45H116ZM122 46V45H121ZM127 46V45H126ZM142 46V45H141ZM141 46H139V48L141 47ZM144 46V45H143ZM168 46V45H167ZM180 46V45H179ZM201 46V45H200ZM206 46V45H205ZM224 46V45H223ZM228 46V45H227ZM242 46V45H241ZM20 47V46H19ZM40 47V46H39ZM45 47V46H44ZM70 47V46H69ZM88 47V46H87ZM89 47H90V45H89ZM111 47V46H110ZM113 48H114V46H112ZM120 47V46H119ZM135 47V46H134ZM184 47V46H183ZM189 47H191V46H188V48ZM194 47H195V45H194ZM198 47V46H197ZM220 47V46H219ZM219 47H217V49H219ZM230 47V46H229ZM228 47V48H229ZM232 47V46H231ZM230 47V48H231ZM249 47V46H248ZM251 47V46H250ZM253 47H256V46H253ZM260 48H262L261 46H259ZM32 48V47H31ZM74 48V47H73ZM86 48V47H85ZM93 48V47H92ZM95 48V47H94ZM99 48V47H98ZM101 48V47H100ZM125 49H126V47H124ZM144 48V47H143ZM161 48V47H160ZM177 48V47H176ZM182 48V47H181ZM204 48V47H203ZM202 48V49H203ZM205 48H207L208 49V47H205ZM213 48V47H212ZM211 48V49H212ZM216 48V47H215ZM227 48V47H226ZM252 48V47H251ZM77 49V48H76ZM84 49V48H83ZM91 49V48H90ZM117 49V48H116ZM142 49V48H141ZM166 49V48H165ZM178 49H180L179 47H178ZM190 49V48H189ZM192 49V48H191ZM200 49H201V47H200ZM236 49V48H235ZM246 49H247V47H246ZM257 49V48H256ZM256 49H254V50H256ZM35 50V49H34ZM45 50V49H44ZM49 50V49H48ZM47 50V51H48ZM54 50V49H53ZM55 50H57V49H55ZM54 50V51H55ZM72 50V49H71ZM70 50V51H71ZM87 50V49H86ZM94 50V49H93ZM96 50V49H95ZM106 50V49H105ZM128 50V49H127ZM138 50V49H137ZM143 50V49H142ZM147 50V49H146ZM145 50V51H146ZM149 50V49H148ZM161 50V49H160ZM181 50V49H180ZM199 50V49H198ZM197 50V51H198ZM205 50L206 49H204V50H202V51H204L205 52ZM220 50V49H219ZM224 50V49H223ZM226 50V49H225ZM228 50V49H227ZM241 50V49H240ZM248 50V49H247ZM249 50H251V49H249ZM263 50V49H262ZM261 49L260 50H257V51H262ZM37 51V50H36ZM51 51H52V49H51ZM53 51V52H54ZM82 51V50H81ZM80 51V52H81ZM84 51V50H83ZM97 51V50H96ZM131 51H132V49H131ZM155 51V50H154ZM187 50L185 49V52H186ZM189 51V50H188ZM194 51V50H193ZM202 51H200V52H202ZM207 51V50H206ZM215 51V50H214ZM31 52V51H30ZM40 52H42L41 51V49H40ZM45 52H46V50H45ZM52 52V53H53ZM57 52V51H56ZM56 52H54V53H56ZM60 52H61V50H60ZM79 52V53H80ZM90 52V51H89ZM92 52V51H91ZM99 52V51H98ZM108 50H107V54H108ZM112 52V51H111ZM116 52H117V50H116ZM119 52V51H118ZM123 52V51H122ZM140 51H138V53H139ZM152 52V51H151ZM156 52V51H155ZM158 52H160V51H158ZM172 52V51H171ZM192 52V51H191ZM199 52V51H198ZM197 52V53H198ZM220 52H222L221 50H220ZM228 52V51H227ZM240 52V51H239ZM253 52H255V51H253ZM43 53V52H42ZM50 53V52H49ZM49 53H47L48 55H49ZM101 53H103L102 54V56L101 57H103V55L105 54V52H103V48H102V52ZM120 53V52H119ZM127 53V52H126ZM125 53V54H126ZM131 53V52H130ZM134 52H132V54H133ZM144 53V52H143ZM146 53V52H145ZM150 53V52H149ZM161 53H163V52H161ZM165 53V52H164ZM163 53V54H164ZM181 53H183V52H181ZM207 53V52H206ZM209 53H211V51H209ZM215 53H216V51H215ZM224 53V52H223ZM222 53V54H223ZM246 54H247V52H245ZM244 53V54H245ZM256 53V52H255ZM1 54V53H0ZM31 55H32V53H30ZM45 54V53H44ZM60 53H58V55H59ZM87 54V53H86ZM96 54V56H97V54L98 53H95ZM113 54V53H112ZM122 54V53H121ZM121 54H120V56H121ZM124 54V53H123ZM136 54V53H135ZM140 54V53H139ZM154 54V53H153ZM167 54H170V52L169 53H167ZM166 54V55H167ZM180 54V53H179ZM184 54V53H183ZM191 54V53H190ZM193 54V53H192ZM205 54V53H204ZM212 54H213V51H212ZM243 54V53H242ZM245 54V55H246ZM251 54V53H250ZM252 54H254V53H252ZM252 54H251V56H252ZM257 54V53H256ZM258 54H260V53H258ZM263 54V53H262ZM262 54H260V55H262ZM37 55H38V53H37ZM42 55V54H41ZM47 55V56H48ZM54 55V54H53ZM57 54H56V56H58ZM81 55V54H80ZM83 55H84V52H83ZM89 54H87V56H88ZM94 55V54H93ZM92 55V56H93ZM99 55V54H98ZM110 55V53L108 54V56ZM114 55V54H113ZM141 55V54H140ZM139 55V56H140ZM142 55H144V54H142ZM149 55V54H148ZM159 54H157V56H158ZM165 55V54H164ZM182 55V54H181ZM184 55H186V53L184 54ZM196 55V54H195ZM201 55V54H200ZM208 55V54H207ZM207 55H205V56H207ZM224 55V54H223ZM259 55V56H260ZM264 55V54H263ZM34 56V55H33ZM32 56V57H33ZM39 56V55H38ZM47 56H46V58H47ZM84 56H86V55H84ZM100 56V55H99ZM108 56H107V58H108ZM112 56V55H111ZM127 56V55H126ZM137 56H138V54H137ZM152 56V55H151ZM163 56V55H162ZM168 56V55H167ZM174 56V55H173ZM191 56V55H190ZM201 56H204V55H201ZM210 56H212V55H210ZM210 56H208V57H210ZM219 56H221V55H219ZM250 56V55H249ZM259 56H257V58L256 59H260V57ZM1 57H3V56H0V58ZM29 57H31V56H29ZM35 57V56H34ZM41 57H43V56H41ZM45 57V56H44ZM52 56H50V59H52L53 60V63H54V59H53V57L51 58ZM60 57V56H59ZM101 57H99L100 59H101ZM105 57V56H104ZM103 57V58H104ZM125 57V55L123 56V58ZM128 57V56H127ZM127 57H126V59H127ZM143 57V56H142ZM149 57V56H148ZM147 57V58H148ZM160 58L159 59H161V56H159ZM164 57V56H163ZM166 57V56H165ZM197 57V56H196ZM212 57H214V56H212ZM248 57V56H247ZM253 57V56H252ZM26 58H27V56H26ZM45 58V59H46ZM88 58V57H87ZM86 58V59H87ZM93 57H91V58H89L90 60L92 59ZM98 58V57H97ZM97 58L95 59V56H94V59L97 61ZM110 58V57H109ZM122 58V57H121ZM120 58V59H121ZM129 58V57H128ZM132 58V57H131ZM130 58V60H133V59H131ZM138 58V57H137ZM169 58V57H168ZM185 58V57H184ZM189 58V57H188ZM201 58V57H200ZM204 58V57H203ZM207 57H205L204 59H206ZM211 58V57H210ZM215 58H216V56H215ZM243 58V57H242ZM253 58H255V55H254V57ZM263 58V57H262ZM25 59V58H24ZM32 58H28V60H27V62L29 61V60H31ZM35 59H37V57L35 58ZM43 59V58H42ZM48 59H49V57H48ZM59 59V58H58ZM57 59V60H58ZM99 59V60H100ZM119 59V58H118ZM135 59H136V57H135ZM134 59V60H135ZM138 59H140V58H138ZM146 59V58H145ZM172 59V58H171ZM209 59V58H208ZM213 59V58H212ZM240 59H241V57H240ZM244 59V58H243ZM242 59V60H243ZM264 59V58H263ZM263 59H262V61H263ZM34 59H32V61H33ZM55 60H56V58H55ZM60 60V59H59ZM81 60V59H80ZM108 60V59H107ZM116 60V59H115ZM129 60V59H128ZM158 60V59H157ZM167 60V59H166ZM165 60V61H166ZM201 60V62H203V60L202 59H200ZM207 60V59H206ZM245 60V59H244ZM249 60H251V59H249ZM1 61V60H0ZM3 61H5L4 59H3ZM2 61V62H3ZM23 61V60H22ZM22 61H21V63H22ZM24 61H26V60H24ZM32 61H30V66L32 65L31 63H32ZM35 61V60H34ZM33 61V62H34ZM41 61V60H40ZM43 61V60H42ZM41 61V62H42ZM45 62L44 63H46V60H44ZM82 61V60H81ZM85 61V60H84ZM95 61V62H96ZM105 61H106V58H105ZM113 61V60H112ZM121 61H123V60H121ZM140 61V60H139ZM142 61V60H141ZM165 61H164V63H165ZM168 61V60H167ZM208 61V60H207ZM214 61V60H213ZM257 61V60H256ZM1 62V63H2ZM37 62H39V61H37ZM36 62V63H37ZM57 62V61H56ZM56 62L54 63V64H56ZM83 62V61H82ZM86 62V61H85ZM94 61L92 60V63H93ZM136 62V61H135ZM134 62V63H135ZM184 62V61H183ZM199 62V61H198ZM200 62V63H201ZM247 62V61H246ZM264 62V61H263ZM5 62H3V64H4ZM24 63V62H23ZM35 63V64H36ZM43 63V62H42ZM48 63V62H47ZM46 63V64H47ZM89 63H91V62H87V64H89ZM98 63V62H97ZM111 63V62H110ZM120 63H122V62H120ZM134 63H133V67L135 66L134 65ZM142 63H144V62H142ZM152 63V62H151ZM162 63H163V60H162ZM205 63V62H204ZM259 63V62H258ZM28 64V66H29V63H27ZM45 64V65H46ZM49 64V63H48ZM60 64V63H59ZM58 63H57V65L60 67V65H59ZM81 64V63H80ZM86 64V65H87ZM99 64V63H98ZM97 64V65H98ZM119 63H117L116 65H118ZM125 64H128V63H125ZM131 64V63H130ZM137 64V63H136ZM141 64V63H140ZM155 64V63H154ZM1 65V64H0ZM20 65H22V64H20ZM34 65V64H33ZM39 65V64H38ZM43 65V64H42ZM57 65H56V68H57ZM109 65V64H108ZM113 66H114V63L112 64ZM121 65V64H120ZM138 65H139V63H138ZM157 65H158V63H157ZM175 65V64H174ZM218 65V64H217ZM3 66V65H2ZM27 65H26V63H25V66H23V67H21V68H24V70L25 71H27V69H28V71H30L31 70V67H26ZM37 66V65H36ZM35 66V67H36ZM48 66V65H47ZM52 66H53V64H52ZM88 66V65H87ZM91 66V65H90ZM92 66H95L94 64L92 65ZM110 67H111V65H109ZM108 66V67H109ZM128 66V65H127ZM131 66H132V64H131ZM131 66L129 67L130 69H132L131 68ZM204 66V65H203ZM202 66V67H203ZM207 66V65H206ZM205 66V67H206ZM251 66V65H250ZM6 68H7V66H5ZM46 67V66H45ZM44 67V68H45ZM53 67H55V65L53 66ZM59 67H58V69H59ZM121 67V66H120ZM119 67V68H120ZM125 67H126V65H125ZM125 67H124V69H125ZM138 67V66H137ZM142 67V66H141ZM159 67V66H158ZM162 67H163V65H162ZM2 68V67H1ZM37 68H41V69H43L42 67H37ZM36 68V69H37ZM48 68H49V66H48ZM48 68H46V70L48 69ZM50 68H51V66H50ZM56 68H54V70L52 71V72H54V71H56L55 69ZM79 68V67H78ZM83 68V67H82ZM89 68V67H88ZM91 68V67H90ZM100 68V67H99ZM104 68H106V66L104 67ZM116 68H117V66H116ZM139 68V67H138ZM152 68V67H151ZM174 68H175V66H174ZM199 68V67H198ZM248 68V67H247ZM254 68V67H253ZM35 68H34V70H36ZM40 69V70H41ZM64 69V68H63ZM92 69V68H91ZM112 69V67L110 68V70ZM118 69V68H117ZM128 69V68H127ZM141 69V68H140ZM155 69V68H154ZM160 69H161V67H160ZM81 70V69H80ZM84 70H86V68L84 69ZM89 70V69H88ZM106 71H110V70H108V69H105ZM112 70H114V69H112ZM116 70V69H115ZM121 70V69H120ZM119 70V71H120ZM123 70V69H122ZM134 70V69H133ZM163 70V69H162ZM167 70V69H166ZM202 70V69H201ZM213 70V69H212ZM254 70V69H253ZM262 70V69H261ZM25 71H23V72H25ZM27 71V72H28ZM39 71V70H38ZM37 71V72H38ZM50 71V72H51ZM63 71V70H62ZM94 71V70H93ZM103 71V70H102ZM102 71H99V69H98V72L99 73H102ZM119 71H117L116 70V72L115 73H118ZM127 71V70H126ZM125 71V72H126ZM140 71V70H139ZM138 71V72H139ZM142 71V70H141ZM200 71V70H199ZM204 71V70H203ZM1 72V71H0ZM27 72H25V73H27ZM31 72H33V69H32V71ZM30 72V73H31ZM36 72V71H35ZM48 72H49V70H48ZM47 71H45V73H43V74H46V76H47V78H48V75L50 76V74H47L48 73ZM76 72V71H75ZM78 72L80 73V71L78 70ZM84 72V71H83ZM89 72V71H88ZM91 72V71H90ZM95 72V71H94ZM97 72V71H96ZM97 72V75H95L94 73V76H98V75H100L99 73ZM129 72H131V71H129ZM135 72V71H134ZM171 72V71H170ZM205 72H207V71H205ZM251 72V71H250ZM264 72V71H263ZM25 73H23L22 75L23 76H25ZM29 73V74H30ZM38 73H40V72H38ZM62 73V72H61ZM63 73H65V72H63ZM77 73V72H76ZM108 73V72H107ZM111 73H113L112 71H111ZM110 73V75H112ZM128 73V72H127ZM132 73V72H131ZM141 73V72H140ZM252 73V72H251ZM37 74V73H36ZM41 74V76L43 75L42 73H40ZM74 74V73H73ZM83 74V73H82ZM86 74V73H85ZM85 74H83L84 76H85ZM119 74V73H118ZM123 74V73H122ZM126 74V73H125ZM125 74H123V75H125ZM137 74V73H136ZM139 74V73H138ZM210 74V73H209ZM247 74V73H246ZM20 75H21V72H20ZM31 75V74H30ZM33 75H34V73H33ZM53 75V74H52ZM51 75V76H52ZM55 75V74H54ZM81 75V74H80ZM92 75V74H91ZM103 75H105V74H103ZM114 75V74H113ZM112 75V76H113ZM121 75V74H120ZM127 75V74H126ZM161 75V74H160ZM197 75V74H196ZM250 75V74H249ZM28 76V75H27ZM45 75L43 76V77H46ZM57 76V75H56ZM56 76H54V77H56ZM74 76H77V75H75L74 74ZM111 76V77H112ZM117 76V75H116ZM115 76V77H116ZM122 76V75H121ZM120 76V77H121ZM154 76V75H153ZM165 76V75H164ZM204 76V75H203ZM209 76V75H208ZM211 76H214V75H211ZM20 77H22V76H20ZM29 77V76H28ZM37 77V76H36ZM42 77V80L44 79H46V78H43ZM53 76H52V81H53V78H54ZM73 77V76H72ZM78 77V76H77ZM101 77H102V75H101ZM111 77L109 76L108 78H110V80H111ZM120 77H119V79H120ZM125 77H128V76H125ZM125 77L124 78H122V80L123 79H125ZM250 77V76H249ZM26 78V77H25ZM24 78V79H25ZM34 78H35V76H34ZM38 78V77H37ZM37 78H35V81L37 80V81H39V79H37ZM39 78H40V76H39ZM74 78H76V77H74ZM83 78L84 77H81V79H82V81L84 82L85 80H83ZM91 78H94V77H92L91 76ZM90 78V80L89 79H87L86 80V82H88V81H90V82H92V80L94 81V79H91ZM97 78V77H96ZM95 78V80L97 81V79H100V78H97L96 79ZM103 78V77H102ZM104 78H105V76H104ZM107 78V77H106ZM108 78H107V80H108ZM117 78V77H116ZM136 78V77H135ZM210 78V77H209ZM254 78V77H253ZM28 79V78H27ZM26 79V80H27ZM30 79V78H29ZM41 79V78H40ZM51 79H49V82H48V84L47 85H51V84H49L50 83V80ZM58 79L59 78H57V83H58ZM78 79H79V77H78ZM86 79V78H85ZM127 79V78H126ZM193 79V78H192ZM25 80V81H26ZM32 80H33V78H32ZM43 80V81H44ZM47 80V79H46ZM45 80V81H46ZM54 80H56V78L54 79ZM72 80V79H71ZM106 80V79H105ZM104 79L102 80H100L101 82L102 81H105ZM106 80V82H108ZM113 80V79H112ZM111 80V81H112ZM140 80V79H139ZM160 80V79H159ZM199 80V79H198ZM204 80V79H203ZM252 80V79H251ZM257 79H255L254 80V82L256 81ZM30 80H28L27 81V83L29 82ZM35 81H32V84H33V82H35ZM41 81V80H40ZM60 81H61V78H60ZM78 81L79 80H77V82L76 83H78ZM82 81L80 82L81 84H83L82 83ZM96 81H94V82H96ZM100 81H98V82H100ZM110 81V82H111ZM115 81H116V79H115ZM114 81V82H115ZM120 80H118V82H119ZM66 82H67V80H66ZM113 82V81H112ZM117 82V83H118ZM122 82V81H121ZM120 82V83H121ZM208 82V81H207ZM253 82V81H252ZM31 83V82H30ZM36 83V82H35ZM34 83V84H35ZM38 83V82H37ZM36 83V84H37ZM40 83V82H39ZM43 83V82H42ZM45 83V82H44ZM43 83V84H44ZM47 83V82H46ZM45 83V84H46ZM53 83H55V82H53ZM61 83L63 84V82L61 81ZM60 83V84H61ZM70 82H68V84H69ZM75 83V84H76ZM85 83V82H84ZM93 83V82H92ZM92 83H90V85L92 84ZM103 83H105V82H103ZM116 83V82H115ZM125 83V82H124ZM260 84H261V82H259ZM258 83V81H257V83L256 84H259ZM42 84V85H43ZM45 84H44V86H45ZM67 84V83H66ZM74 84V83H73ZM72 84V85H73ZM80 84V85H81ZM86 84V83H85ZM85 84H84V86H85ZM97 83H95V85H96ZM159 84V83H158ZM167 84V83H166ZM40 85V89H41V91L44 89V86H41V84H39ZM55 84H53V86H54ZM57 86L59 85V84H56ZM64 85H65V82H64ZM71 85V84H70ZM99 85V84H98ZM100 85H103V84H100ZM112 86H114L115 84L113 83V84H111ZM33 87L35 86V85H32ZM37 86H38V84H37ZM36 86V87H37ZM62 86V85H61ZM68 87H69V85H67ZM77 86H79V83L77 84ZM83 86V87H84ZM86 86H87V84H86ZM89 86V85H88ZM92 86L94 87V83L92 84ZM105 87L107 86V85H104ZM109 86V85H108ZM107 86V87H108ZM112 86H110V87H112ZM46 87V86H45ZM48 87V86H47ZM51 87H52V85H51ZM50 87V88H51ZM56 87V86H55ZM54 87V88H55ZM67 87V88H68ZM95 87H97V85L95 86ZM99 87V89H100V86H98ZM104 87V88H105ZM120 87H122V85L120 86ZM254 87V86H253ZM43 88V89H42ZM57 88V87H56ZM59 88V87H58ZM63 88V87H62ZM71 88H73V86L71 87ZM78 88V87H77ZM85 88V87H84ZM84 88H82V87H80V89H84ZM88 88H90V87H88ZM103 88V89H104ZM113 88V87H112ZM117 88V87H116ZM130 88V87H129ZM188 88V87H187ZM200 88V87H199ZM256 88V87H255ZM34 89H35V87H34ZM36 89H38V88H36ZM46 89V88H45ZM48 89V88H47ZM47 89H46V91H47ZM52 90H53V88H51ZM49 90L48 89V91H52V90ZM86 89V88H85ZM91 89H92V87H91ZM94 89V88H93ZM97 89V88H96ZM107 88H105V90H106ZM162 89V88H161ZM246 89V88H245ZM248 89V88H247ZM59 90H62V89H59ZM67 90H70V89H67ZM95 90V89H94ZM115 90V89H114ZM118 90V89H117ZM126 90V89H125ZM40 91V92H41ZM66 91V90H65ZM64 91V92H65ZM71 91V90H70ZM88 91H89V89H88ZM93 91V90H92ZM104 91V90H103ZM116 91V90H115ZM119 91H122L121 89H119ZM39 92V91H38ZM39 92V93H40ZM55 92V91H54ZM62 92V91H61ZM73 92V91H72ZM79 92H80V90H79ZM95 92V91H94ZM112 92H114V91H112ZM117 92V91H116ZM125 92V91H124ZM160 92V91H159ZM165 92V91H164ZM169 92V91H168ZM34 93V92H33ZM50 92H48V93H46V94H49ZM56 93V92H55ZM66 93H67V91H66ZM77 93V92H76ZM85 93V92H84ZM86 93H87V91H86ZM91 93V92H90ZM99 93V90H98V92H97V94ZM103 93V92H102ZM101 93V94H102ZM206 93V92H205ZM38 94V93H37ZM73 94H75V92L73 93ZM93 94H95V93H93ZM104 94H105V92H104ZM40 95V94H39ZM45 95V94H44ZM56 95V94H55ZM58 95V94H57ZM62 95V94H61ZM65 95V94H64ZM63 95V96H64ZM70 95V94H69ZM117 95V94H116ZM65 97V96H64ZM47 98V97H46ZM67 98V97H66ZM112 98V97H111ZM38 99V98H37ZM102 99V98H101ZM203 99V98H202ZM42 100V99H41ZM60 100V99H59ZM78 100V99H77ZM165 100V99H164ZM217 100V99H216ZM260 100V99H259ZM36 101V100H35ZM53 101V100H52ZM106 101V100H105ZM121 101V100H120ZM44 102V101H43ZM59 102V101H58ZM40 103V102H39ZM56 103V102H55ZM175 103V102H174ZM189 103V102H188ZM178 104V103H177ZM182 104V103H181ZM48 105V104H47ZM54 105H56V104H54ZM58 106V105H57ZM96 106V105H95ZM37 108V107H36ZM42 108V107H41ZM182 108V107H181ZM167 113V112H166ZM169 116V115H168ZM70 118V117H69ZM124 118V117H123ZM119 119V118H118ZM66 120V119H65ZM171 121V120H170ZM237 126V125H236ZM92 129H93V127H91ZM235 131V130H234ZM89 132V131H88ZM175 136V135H174ZM185 139V138H184ZM172 141V140H171ZM174 143V142H173ZM186 143V142H185ZM188 144V143H187ZM212 147V146H211ZM199 148V147H198ZM208 148V147H207ZM200 149V148H199ZM216 149V148H215ZM94 153V152H93ZM92 153V154H93ZM108 153H106V155H107ZM118 154V153H117ZM116 154V155H117ZM90 155H91V153H90ZM94 155H96V154H94ZM93 155V156H94ZM112 155V154H111ZM119 155V154H118ZM173 155V154H172ZM87 156H88V154H87ZM110 156V155H109ZM115 156V155H114ZM66 157V156H65ZM73 157H74V155H73ZM81 157H83V156H81ZM91 156H89L88 158H90ZM105 157V156H104ZM117 157V156H116ZM225 157V156H224ZM63 158H64V156H63ZM96 158V157H95ZM94 158V159H95ZM107 158V157H106ZM106 158H104V159H106ZM115 158V157H114ZM121 158V157H120ZM144 158V157H143ZM69 159H70V157H69ZM68 159V160H69ZM82 159V158H81ZM86 159V158H85ZM118 159V158H117ZM123 158H121V160H122ZM181 159V158H180ZM60 160V159H59ZM77 160V159H76ZM100 160V159H99ZM107 160V159H106ZM105 160V161H106ZM113 159H111V163L113 162L112 161ZM143 159H141V161H142ZM167 160V159H166ZM213 160V159H212ZM217 160V159H216ZM63 161V160H62ZM71 161H73V160H71ZM81 161H83V160H81ZM86 161V160H85ZM90 161V160H89ZM93 161H95V160H93ZM97 161H98V158H97ZM96 161V162H97ZM104 161V160H103ZM102 161V162H103ZM115 161V160H114ZM133 161V160H132ZM135 161V160H134ZM138 161H139V159H138ZM143 161H145V160H143ZM66 162V161H65ZM70 162V161H69ZM68 162V163H69ZM77 162H80V161H77ZM110 162V160L108 161V163ZM124 162V161H123ZM146 162V161H145ZM151 162V161H150ZM181 162V161H180ZM61 163H64V162H61ZM67 163V162H66ZM114 163V162H113ZM116 163V162H115ZM119 163V162H118ZM118 163H117V165H118ZM143 163V162H142ZM42 164V163H41ZM41 164H39V165H41ZM48 164V163H47ZM72 164V163H71ZM70 164V165H71ZM78 164V163H77ZM83 164V163H82ZM130 164V163H129ZM39 165H38V168H39ZM44 165V164H43ZM42 165V166H43ZM64 166L66 165V164H63ZM68 165V164H67ZM93 165V164H92ZM91 165V166H92ZM109 165V164H108ZM122 165V164H121ZM135 164L133 163V166H134ZM42 166H40V167H42ZM124 166V165H123ZM138 166V165H137ZM262 166V165H261ZM45 167H46V165H45ZM51 167V166H50ZM53 167V166H52ZM55 167V166H54ZM63 167V166H62ZM70 167V166H69ZM68 167V168H69ZM71 167H73V166H71ZM76 167V166H75ZM89 167V166H88ZM99 167V166H98ZM110 167H113V166H111V164H110ZM118 167H120V166H118ZM122 167V166H121ZM136 167V166H135ZM31 168V167H30ZM35 168V167H34ZM133 168V167H132ZM148 168V167H147ZM24 169H25V166H24ZM49 169V168H48ZM59 169H61V168H59ZM80 169V168H79ZM85 168H83V170H84ZM89 169V168H88ZM92 169H93V167H92ZM116 169V168H115ZM119 169V168H118ZM153 169V168H152ZM152 169L150 170V171H152ZM31 170V169H30ZM40 170H41V168H40ZM46 169H44V170H42V171H45ZM53 170V169H52ZM55 170V169H54ZM65 170V169H64ZM71 170V169H70ZM76 170V169H75ZM78 170V169H77ZM104 170V169H103ZM111 170V169H110ZM123 170V169H122ZM133 170V169H132ZM131 170V171H132ZM136 170H137V167H136ZM157 170V169H156ZM159 170V169H158ZM68 171V170H67ZM72 171V170H71ZM91 171V170H90ZM93 171H96V170H93ZM130 171V172H131ZM133 171H135V170H133ZM146 171V170H145ZM34 172V171H33ZM53 172V171H52ZM56 172V171H55ZM77 172H79V171H77ZM85 172V171H84ZM87 172V171H86ZM92 172V171H91ZM104 172V171H103ZM116 172V171H115ZM120 172V171H119ZM118 172V173H119ZM122 172V171H121ZM125 172H128V174H129V171H125ZM137 172V171H136ZM159 172V171H158ZM174 172V171H173ZM264 172V171H263ZM24 174H25V172H23ZM26 173H27V171H26ZM50 173V172H49ZM67 173V172H66ZM73 173L75 174V172H74V170H73ZM80 173V172H79ZM82 173L83 172H81V176H82ZM93 173H95V172H93ZM122 173H124V171L122 172ZM146 173V172H145ZM152 173H153V171H152ZM156 173V172H155ZM162 173V172H161ZM23 174V175H24ZM28 174H30L29 173V171H28ZM32 174V173H31ZM78 174V173H77ZM101 175H102V173H100ZM100 174H98V175H100ZM105 174V173H104ZM157 174V173H156ZM169 174V173H168ZM176 174V173H175ZM27 175V174H26ZM25 175V176H26ZM39 175V174H38ZM91 175V174H90ZM108 175V174H107ZM117 175H119V174H117ZM116 175V176H117ZM124 175V174H123ZM122 175V176H123ZM127 175V174H126ZM134 175H137V174H134ZM162 175V174H161ZM164 175V174H163ZM206 175V174H205ZM30 176V175H29ZM33 176V175H32ZM31 176V177H32ZM41 176V175H40ZM84 176V175H83ZM95 176V175H94ZM103 177H104V175H102ZM112 176V175H111ZM149 176V175H148ZM152 176V175H151ZM157 176H158V174H157ZM172 176V175H171ZM175 176V175H174ZM30 177V178H31ZM43 177H45V176H43ZM57 177H59V176H57ZM60 177H62V176H60ZM74 177H76V176H74ZM101 177V176H100ZM102 177V178H103ZM105 177H107V176H105ZM128 177V176H127ZM163 177V176H162ZM168 177V176H167ZM17 178H18V176H17ZM16 178V179H17ZM65 178V177H64ZM73 178V177H72ZM80 178V177H79ZM84 177H82V179H83ZM96 178V177H95ZM109 177H107V179H108ZM114 178H116V177H114ZM117 178H119V177H117ZM121 178V177H120ZM175 178V177H174ZM176 178H178V176L176 177ZM22 179V178H21ZM42 179V178H41ZM57 179V178H56ZM55 179V180H56ZM59 179V178H58ZM57 179V180H58ZM61 179V178H60ZM78 179V178H77ZM99 179V178H98ZM104 179H106V178H104ZM131 179H132V177H131ZM133 179H134V177H133ZM135 179H136V177H135ZM149 179V178H148ZM165 179V178H164ZM167 179V178H166ZM172 179V178H171ZM25 180V183H26V179H24ZM42 180H44V179H42ZM47 180V179H46ZM63 180V179H62ZM76 180V179H75ZM74 180V181H75ZM90 180V179H89ZM97 180V179H96ZM101 180V179H100ZM128 180V179H127ZM151 180H152V177H151ZM16 181V180H15ZM21 181H23V179L21 180ZM30 181H34L33 179L32 180H30ZM49 181V183H50V180H48ZM47 181V182H48ZM77 181V180H76ZM79 181V180H78ZM88 181V180H87ZM92 181V180H91ZM90 181V182H91ZM99 181V180H98ZM102 181V180H101ZM128 181H130V180H128ZM132 181H137V180H132ZM131 181V182H132ZM147 181H149V180H147L146 179V181L144 182V184L147 182ZM163 181V180H162ZM179 181H180V177H179ZM55 182V181H54ZM60 182H62V181H60ZM60 182H59V184H60ZM71 182H72V180H71ZM85 182V181H84ZM89 182V183H90ZM94 182V181H93ZM92 182V183H93ZM96 182V181H95ZM108 182V181H107ZM110 182V181H109ZM108 182V183H109ZM114 182H115V180H114ZM143 182V181H142ZM151 182V181H150ZM153 182H154V178H153ZM152 182V183H153ZM18 183V182H17ZM16 183V184H17ZM20 183V182H19ZM42 183H44V182H42ZM45 183H46V181H45ZM53 183V182H52ZM56 183H58L57 181H56ZM66 183H68V182H66ZM80 183H81V181H80ZM83 183V182H82ZM111 183V182H110ZM109 183V184H110ZM118 183V182H117ZM121 183V182H120ZM135 183V182H134ZM149 183V182H148ZM151 183V184H152ZM160 183H162V182H160ZM164 183H165V181H164ZM171 183H172V180H171ZM177 183V182H176ZM179 183V182H178ZM180 183H181V181H180ZM21 184V183H20ZM55 184V183H54ZM64 184V183H63ZM75 185H76V183H74ZM84 184V183H83ZM101 184H104V183H100L99 185H101ZM114 184V183H113ZM127 184V183H126ZM130 184V183H129ZM167 184V183H166ZM173 184V183H172ZM42 185V184H41ZM43 185H45V184H43ZM61 185V184H60ZM95 185V184H94ZM93 185V186H94ZM107 185V184H106ZM136 185H137V183H136ZM140 185V184H139ZM182 185V184H181ZM201 185V184H200ZM221 185H223V184H221ZM17 186V185H16ZM18 186H19V184H18ZM21 186V185H20ZM30 186V185H29ZM28 186V187H29ZM33 186H35V185H33ZM62 186V185H61ZM72 186V185H71ZM78 186V185H77ZM80 186V185H79ZM78 186V187H79ZM81 186H82V184H81ZM91 186V185H90ZM120 186V185H119ZM145 186H146V184H145ZM148 186V188L147 189H149V190H153V187H151L150 185H147ZM155 186H156V184H155ZM159 186V185H158ZM164 186H165V184H164ZM168 186V185H167ZM183 186H185V185H183ZM207 186V185H206ZM215 186H216V184H215ZM214 186V187H215ZM237 186H240V185H237ZM236 186V187H237ZM48 187H50V185L48 186ZM47 187V188H48ZM66 187V186H65ZM85 188L87 187V185L86 186H84ZM102 187H103V185H102ZM104 187H106V186H104ZM109 187V186H108ZM108 187H107V189H108ZM117 187V186H116ZM127 187V186H126ZM139 187V186H138ZM142 187H143V183H142ZM161 187H163V186H161ZM177 187V186H176ZM182 187V186H181ZM16 188V187H15ZM22 188H24V187H22ZM38 188V187H37ZM46 188V189H47ZM53 188V187H52ZM58 188H60V187H58ZM58 188H56V189H58ZM76 188V187H75ZM74 188V189H75ZM99 188V187H98ZM113 188L114 187H112V190H113ZM165 188V187H164ZM169 188V187H168ZM171 188H172V186H171ZM170 188V189H171ZM179 188V187H178ZM186 188V187H185ZM201 188V187H200ZM45 189V191H47L48 192V189L46 190ZM54 189V188H53ZM62 189V188H61ZM65 189H67V188H65ZM65 189H63V190H65ZM79 189V188H78ZM77 189V190H78ZM84 189V188H83ZM94 189V188H93ZM119 189V188H118ZM145 189V188H144ZM183 189V188H182ZM188 189H189V187H188ZM205 188L203 187V190H204ZM213 189V188H212ZM223 189H224V187H223ZM18 190V189H17ZM16 190V191H17ZM24 190H26V189H24ZM55 190V189H54ZM69 190H70V188H69ZM72 190V189H71ZM80 190V189H79ZM85 190V189H84ZM90 190V189H89ZM92 190V189H91ZM109 190V189H108ZM111 190V191H112ZM146 190V189H145ZM184 190L185 189H183L182 191L184 192ZM199 190H201V189H199ZM225 190V189H224ZM228 190V189H227ZM232 190V189H231ZM238 190H239V188H238ZM242 190V189H241ZM31 191V190H30ZM29 191V192H30ZM38 191V190H37ZM87 191V190H86ZM94 191V190H93ZM98 191H100V190H98ZM116 191V190H115ZM125 191V190H124ZM137 191V190H136ZM142 191V190H141ZM165 191V190H164ZM176 191V190H175ZM24 192V191H23ZM40 192V191H39ZM39 192H37V193H39ZM54 192H57V191H54ZM59 192V191H58ZM70 192V191H69ZM68 192V193H69ZM123 192V191H122ZM129 192H131V191H128V193ZM134 192H135V190H134ZM138 192H140V191H138ZM149 192V191H148ZM147 192V193H148ZM153 192V191H152ZM160 192V191H159ZM199 192V191H198ZM204 192V191H203ZM206 192H207V189H206ZM214 192V191H213ZM220 192H221V190H220ZM219 192V193H220ZM227 192V191H226ZM233 192V191H232ZM238 192V191H237ZM236 192V193H237ZM31 193V192H30ZM84 193H85V191H84ZM83 193V194H84ZM95 193V192H94ZM145 193V192H144ZM144 193H142V194H144ZM163 193V192H162ZM174 193V192H173ZM224 193V192H223ZM28 194V193H27ZM32 194V193H31ZM50 194H51V192H50ZM58 194V193H57ZM71 194V193H70ZM74 194V193H73ZM81 194H82V192H81ZM108 194V193H107ZM106 194V195H107ZM110 194V193H109ZM135 194V193H134ZM138 194V193H137ZM141 194V193H140ZM141 194V195H142ZM159 194V193H158ZM190 195H191V193H189ZM188 194V195H189ZM221 194V193H220ZM229 194V193H228ZM239 194V193H238ZM17 195L18 196H20L21 194H20V192H18L17 193ZM34 195V194H33ZM41 195V194H40ZM39 195V196H40ZM45 195V194H44ZM59 195V194H58ZM63 195V194H62ZM79 195V194H78ZM89 195V194H88ZM91 195H92V193H91ZM96 195H97V193H96ZM133 195V194H132ZM152 195L153 194H151V193H149V194H147V195H143L141 198H140V201H139V199H138V201L140 202V205H141V203H147V206L145 207L143 204L141 205V206H136V204L135 203H133V204H135V206L133 207V206H129V208L128 209H126L127 211H125V212H121V213H119V214H115V215H110V214H108V213H110V212H108V213H104V216L102 217L103 218V220H101L100 218V220L99 221H96V219L95 218H93L91 215H90V213H88V211L87 212H84L83 213V211L82 212H79V213H76V214H73L72 216H71V214L69 215V213H66L65 211L68 209V207L66 206V204L68 203H65V206H64V208H62V207H60L61 208V210L60 211H64V212H60L59 213V215H57V216H54V215H44V214H42L41 212H40V210H38V209H36L35 207L34 208H31V209H29L28 211H26V212H21L20 213V211L21 210H19V212H18V214H16V213H14L13 211V214H11V217H7V215L8 214H5V212H4V210L5 209H3V214H4V216H6L5 217V219L2 221V222H0V264H228V263H226V260H224L225 262H222V263H220V262H217V258H216V256H218L220 253V251L221 250H223V249H221L220 247H218V245H224L225 243H228L229 241V237L227 236L228 234V232L226 233V228H225V226H224V228H222L221 226H222V223H218V222H216L215 220L214 221H212V223H209V225H208V233H210L211 235L212 234H216L215 236H212L213 238H211V239H213L212 240V242H211V244L208 246V247H206V248H201L200 247V243H201V238H202V236L204 237V231H202V230H204L203 229V227H204V223H202L203 221L201 220V219H191V218H189V217H185L184 215V213L182 212V209H180L178 206H177V204L175 203V202H173L172 201V199L171 198H165V197H162V195H159V196H156V197H152ZM156 195V194H155ZM199 195V194H198ZM263 195V194H262ZM10 196V195H9ZM13 196H14V194H13ZM13 196H11V197H13ZM18 196H16V198L18 197ZM31 197H32V201H33V197L34 196H32V195H30ZM43 196V195H42ZM68 196V195H67ZM80 196V195H79ZM116 196H118V195H116ZM125 196H128L127 194L125 195ZM138 196V195H137ZM167 196V195H166ZM186 196V195H185ZM205 196H206V194H205ZM204 196V197H205ZM238 196V195H237ZM31 197H29V198H31ZM53 197H55V196H53ZM58 197V196H57ZM62 197V196H61ZM80 197H82V196H80ZM86 197V196H85ZM106 197V196H105ZM104 197V198H105ZM110 197V196H109ZM115 197V196H114ZM130 197V196H129ZM174 197H175V195H174ZM173 197V198H174ZM184 197V196H183ZM187 197V196H186ZM185 197V198H186ZM197 197V196H196ZM208 197V196H207ZM219 197V196H218ZM15 197H14V199H16ZM25 198V197H24ZM28 198V199H29ZM37 198V197H36ZM41 198V197H40ZM89 198V197H88ZM96 198V197H95ZM101 198V197H100ZM113 198V197H112ZM133 198H135V201H136V197H133ZM153 198V199H152ZM184 198V199H185ZM227 198L229 199V197L227 196ZM233 198V197H232ZM239 198V197H238ZM10 199V198H9ZM27 199V200H28ZM39 199V198H38ZM37 199V200H38ZM45 199H47V198H45ZM60 199V198H59ZM78 199V198H77ZM81 199V198H80ZM90 199H92L91 197H90ZM96 199H98V198H96ZM123 199V198H122ZM132 199V198H131ZM152 199V200H151ZM177 199V198H176ZM191 199H192V197H191ZM195 199V198H194ZM213 199H214V196H213ZM235 199V198H234ZM36 200V199H35ZM84 200V199H83ZM88 200V199H87ZM105 200V199H104ZM103 200V201H104ZM121 200V199H120ZM124 200V199H123ZM126 200V199H125ZM179 200H180V198H179ZM207 200V199H206ZM220 200V199H219ZM236 200H237V198H236ZM16 201V200H15ZM30 201V200H29ZM44 201V200H43ZM61 201H63V200H61ZM60 200H59V202H61ZM68 201V200H67ZM130 201V200H129ZM132 201H133V199H132ZM131 201V202H132ZM134 201V202H135ZM151 201H154L155 202V206L157 207V210L155 211V215L153 214V213H150V210H149V205L152 203ZM182 201V200H181ZM188 201V200H187ZM190 201V200H189ZM209 201V200H208ZM221 201H222V199H221ZM225 201V200H224ZM24 202V201H23ZM23 202H21V203H23ZM27 202V201H26ZM58 202V201H57ZM56 202V203H57ZM74 202H76L75 201V199H74ZM85 202V201H84ZM87 202H89V200L87 201ZM105 202V201H104ZM110 202V201H109ZM184 202V201H183ZM182 202V203H183ZM194 202V201H193ZM198 202H199V199H198ZM229 202V201H228ZM3 203V202H2ZM13 203V202H12ZM19 203V202H18ZM61 203H63V202H61ZM72 203V202H71ZM192 203V202H191ZM222 203V202H221ZM239 203V202H238ZM60 204V203H59ZM104 204V203H103ZM118 204H119V201H118ZM121 204H123V203H121ZM131 204V203H130ZM149 204V205H148ZM180 204V203H179ZM187 204H189V202H187ZM216 204H217V202H216ZM225 204H227V203H225ZM240 204V203H239ZM12 205V204H11ZM16 205V204H15ZM14 205V206H15ZM31 205H33L32 203H31ZM35 205V204H34ZM57 205V204H56ZM69 205V204H68ZM77 205V204H76ZM89 205H90V203H89ZM111 205V204H110ZM113 205V204H112ZM139 205V204H138ZM201 205V204H200ZM236 205V204H235ZM3 207H5L4 206V204L2 205ZM13 206V205H12ZM16 206H18V205H16ZM63 206V205H62ZM82 206L84 207V205L82 204ZM102 206V205H101ZM107 206H109V204L107 205ZM122 206H124V205H121V207ZM181 206V205H180ZM193 206V205H192ZM195 206V205H194ZM199 206V205H198ZM226 206V205H225ZM234 205H232V207H233ZM11 207V206H10ZM27 207V209H28V206H26ZM26 207H25V209H26ZM45 207V206H44ZM78 207V206H77ZM86 207V206H85ZM113 207H115V205H113ZM151 207V206H150ZM155 207V208H156ZM183 207L185 208V206L183 205ZM201 207V206H200ZM213 207H214V200H213ZM231 207V208H232ZM237 207H238V205H237ZM1 208V207H0ZM20 208V207H19ZM57 208H59V207H57ZM79 208V207H78ZM101 208V207H100ZM103 208V207H102ZM101 208V209H102ZM117 208V207H116ZM190 208H191V206H190ZM190 208H189V210H190ZM220 208V207H219ZM223 208V207H222ZM221 208V209H222ZM13 209H15V208H13ZM17 209V208H16ZM48 209H49V207H48ZM69 209H71V208H69ZM72 209L74 210V208L72 207ZM90 209V208H89ZM104 209V208H103ZM123 209H124V207H123ZM122 209V210H123ZM193 209V208H192ZM196 209V208H195ZM206 209V208H205ZM215 209V208H214ZM239 209V208H238ZM6 210H7V208H6ZM18 210V209H17ZM45 210V209H44ZM72 210V211H73ZM80 210V209H79ZM105 210H106V208H105ZM151 210H152V207H151ZM186 210H187V207H186ZM188 210V211H189ZM210 210V209H209ZM227 210V209H226ZM11 211V210H10ZM49 211V210H48ZM71 211V210H70ZM75 212H77L76 210H74ZM100 211V210H99ZM185 211V210H184ZM204 211V210H203ZM212 211V210H211ZM217 211V210H216ZM222 211V210H221ZM232 212H233V209L231 210ZM235 211V210H234ZM7 212V211H6ZM58 212V211H57ZM74 212V213H75ZM103 212V211H102ZM107 212V211H106ZM112 212V211H111ZM114 212V211H113ZM187 211H185V213H186ZM192 212H193V210H192ZM199 212V211H198ZM205 212V211H204ZM204 212H202V213H204ZM1 213V212H0ZM46 213V212H45ZM188 213V212H187ZM209 213V212H208ZM216 213V212H215ZM222 213V212H221ZM231 213V212H230ZM2 214V213H1ZM2 214V215H3ZM16 214V215H15ZM50 214V213H49ZM55 214H57L56 212H55ZM93 214H94V212H93ZM184 214V215H183ZM197 214V213H196ZM225 214H227V213H225ZM15 215V216H14ZM98 215H99V213H98ZM185 217V221H184V223H183V219L184 218H182L183 216ZM188 215V214H187ZM186 215V216H187ZM193 215V214H192ZM207 215V214H206ZM220 215V214H219ZM195 216H198V215H195ZM200 216H202V215H200ZM205 216V215H204ZM203 216V217H204ZM211 216V215H210ZM228 216H229V214H228ZM227 217V216H226ZM2 218V217H1ZM0 218V219H1ZM219 218V217H218ZM228 218V217H227ZM232 218V217H231ZM221 219V218H220ZM210 220V219H209ZM208 220V221H209ZM234 220V219H233ZM211 221V220H210ZM237 221V220H236ZM207 221L205 220V223H206ZM232 222V221H231ZM234 222V221H233ZM105 223H108V224H105ZM207 224H208V222H207ZM231 224V223H230ZM237 224V223H236ZM106 225V226H105ZM225 225V224H224ZM239 225V224H238ZM228 226L229 225H227L226 227H227V229H228ZM237 226V225H236ZM97 227H107L108 228V235L106 236V237H104L103 238V236H102V234L101 235H97L96 234V232H95V230L97 231ZM233 228V227H232ZM237 229H238V226L236 227ZM206 229V228H205ZM229 229H230V227H229ZM240 229H243V227H240ZM232 231V230H231ZM237 231V230H236ZM238 232V231H237ZM239 232H241V230L239 231ZM233 233H235V231L233 232ZM237 234V233H236ZM246 234V233H245ZM256 234V233H255ZM258 234H259V232H258ZM239 235V234H238ZM260 235V234H259ZM232 236V235H231ZM230 236V237H231ZM247 236V235H246ZM245 236V237H246ZM257 236V235H256ZM238 237V236H237ZM232 238V237H231ZM252 238V237H251ZM254 238V237H253ZM258 238V237H257ZM237 239V238H236ZM256 239V238H255ZM203 240H204V238H203ZM232 240V239H231ZM234 240H235V237H234ZM249 240V239H248ZM254 240V239H253ZM205 242H206V240H204ZM244 241V240H243ZM245 241H246V239H245ZM252 241V240H251ZM255 241V240H254ZM259 241V240H258ZM204 242V243H205ZM230 242H232L233 243V241H230ZM235 242H238V241H236L235 240ZM256 242V241H255ZM260 242V241H259ZM258 242V243H259ZM248 243H250V242H248ZM248 243H246V244H248ZM252 243V242H251ZM254 243V242H253ZM231 244V243H230ZM260 244H262V243H260ZM234 245V244H233ZM250 245V244H249ZM226 246V245H225ZM224 246V247H225ZM228 246V245H227ZM232 246V245H231ZM240 246V245H239ZM243 246V245H242ZM252 246V245H251ZM212 247V248H211ZM234 247H235V245H234ZM256 247V246H255ZM236 248H239L238 247V245H237V247ZM236 248L234 249V250H236ZM245 248H246V246H245ZM251 248V247H250ZM264 248V247H263ZM262 248V249H263ZM218 249H221L219 252H217L216 250H218ZM228 249V248H227ZM253 249H254V247H253ZM226 250V249H225ZM229 250H230V248H229ZM229 250H226V252L227 251H229ZM247 250H248V248H247ZM251 250V249H250ZM240 251H242V249L240 250ZM239 251V252H240ZM252 251V250H251ZM258 251V250H257ZM257 251L255 252L256 254H257ZM262 251V250H261ZM239 252H238V254H239ZM225 253V252H224ZM237 252H235L234 254H236ZM249 253V252H248ZM248 253H246V255L248 254ZM253 254H255L254 252H252ZM227 254V253H226ZM233 254V255H234ZM241 254V253H240ZM250 254V253H249ZM258 255H259V253H258ZM230 256V255H229ZM240 256H242V255H240ZM219 257H221V254H220V256ZM228 257V256H227ZM231 257H233V256H231ZM230 257V258H231ZM237 257V256H236ZM245 257V256H244ZM246 257H248V256H246ZM251 257H252V255H251ZM250 257V258H251ZM223 258H225V257H223ZM223 258H221V259H223ZM229 258V257H228ZM241 258V257H240ZM239 258V259H240ZM249 258V259H250ZM255 258H258V257H255ZM236 259V258H235ZM234 259V260H235ZM245 259V258H244ZM259 259H260V255H259ZM232 260H233V258H232ZM246 260H248V259H246ZM252 261H253V259H251ZM251 260H249L252 264H254L255 263V261H251ZM255 260H257V259H255ZM223 261V260H222ZM228 261H230V260H228ZM227 261V262H228ZM233 262V261H232ZM235 262V261H234ZM240 262H242V260L240 261L239 260V264H240ZM246 262V264H248V262L247 261H245ZM257 263L256 264H259L258 262H260V261H256ZM235 263H237V260H236V262ZM242 264V263H241ZM263 264H264V262H263Z\"/></svg>",
	"mask_w": 264,
	"mask_h": 264
}]
</instances>
